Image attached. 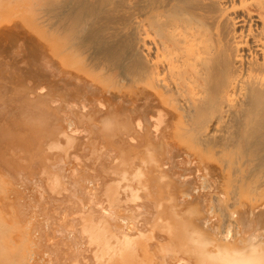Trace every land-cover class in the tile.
Here are the masks:
<instances>
[{"label":"rangeland","instance_id":"rangeland-1","mask_svg":"<svg viewBox=\"0 0 264 264\" xmlns=\"http://www.w3.org/2000/svg\"><path fill=\"white\" fill-rule=\"evenodd\" d=\"M1 2H0V35H1V40H0V42L2 41V40H5V39H2V37L3 38H6V40L8 41V38L9 39H11V40H13V38H15L14 40H17V41H11V40H9V42H11L10 44L6 41V43L5 42H1L0 43V45L1 46H3V44H4V46L7 44V46H9V45H11V44H13L12 46H14V44L16 43V42H18V43H16L18 46L20 45V42L22 43L21 44V46H17L16 44V46L18 47L17 48V50H19V53L18 52H16L17 50H16V48H12V50H11V52L13 51L14 52V56H15V54L16 53H18L17 54V60L14 58V59H10V57L9 56H11L12 54H11V52H9L10 53V55L8 56V51L11 49H7V48H9V47H7V46H5V50L7 49L8 51H7V53H5V56H3L4 55V52H3V50L4 49H2L1 51H0V53L1 54H3V55H1V62H0V100H1V102H0V104H1V106H0V112H1V110H2V112H4V113H6V115L4 114V113H0L1 115V117H0V129H1V131H0V136H1V138H0V142L2 143H0V172L2 173V172H4L5 173V171H6V173H7V175H6V177L3 175V174H1L0 176L1 177H4V178H6V180L7 179H13V182L15 183H10V181L12 182V180H7V181H9L8 183H6L5 182V180L2 178H0V183L1 182H3V186H0V187H3V189L2 188H0V193L2 192V197L4 198V200L2 201V198H1V195H0V204H1V207H2V204H3V207L5 206V205H8V204H10V205H8L7 206V208H6V206L4 207V210H3V207L2 208H0V223H1V226H0V243H1V245H0V250L1 249H3V250H1L2 251V253H1V251H0V258L2 259H0V262L2 263V264H14L16 261V264H38V262L37 261H39V264H46V261H47V264H51L54 260H52L53 259V257L54 256H56L57 257V260H58V256L57 255H60V257H59V260L60 261H62V260H66L67 261V259L68 258H70V261L72 262V263H74V264H79L80 262H82V261H85L86 259H87V264H90L91 262H92V260H93V262H94V264H98L99 262V264H102V261H104L103 263L104 264H107V263H105V262H108V264H115V263H119L120 264V262H121V264H125L124 262H126L127 261V259H128V261L126 262V264H128V263H134V264H147V263H150V264H155V260H156V264H162V262H167V263H170L171 264V262H172V258L170 259L171 260V262H168V259L170 258V257H173V253H175V252H177V254H178V250H179V248H177V247H179L180 245V247H181V249H182V247H183V249H184V251L187 249V247H188V243L189 242H191L190 244L192 245V242H195V240L197 239L198 241H200V242H198L197 243V241H196V243L197 244H200L201 243V245H198L199 246V248H201V249H199V251H198V248H196V247H198L197 246V244L195 245L196 247L195 248H193L194 249V251H193V249H192V252H191V248H190V246L188 247V249H189V255H191V256H193L194 255V257L195 258H190V256L189 255H187L188 253H186V255L184 254V251H183V249H182V251H183V253L182 254H184L183 256L184 257H181L182 259H185V261H186V263L187 264H192L193 263V261L194 260H196V262L198 261V256H200V259H199V261H200V263H201V261L203 262L204 260H206V261H204V263L203 264H206V262H211V260L213 259L214 261L216 260V262L218 261V263H216V264H225L226 262H227V264H233V258L235 259V257L232 255V250L233 249H235V248H233V247H235L236 245L238 246V248L240 247H247V245H248V243H249V241H247V238L249 239V237H252V235L254 236V237H252L253 239H255V238H257V237H255V234H248V233H246L245 232V234L243 233V236H242V234H241V231L243 230V231H245L246 230V228L245 229H243V227H245L246 225L245 224H243V223H241V221L238 223L237 221H239V220H237L236 218H237V215H241V218L240 219H242L243 217H247V215L246 214H248V219H249V221H251L252 219L251 218H255V219H257L259 216L258 215H260V212H257L258 211V209H259V211H264V189L262 188V189H254L255 187H252V189H251V192H249L250 191V189L248 190V188L250 187V186H247L246 184H241L240 185V190H242L241 189V187H243V186H247V187H245L246 189H247V191L249 192V194H247L248 192L247 191H245L246 189L244 188V191H241L240 192V190L238 189V191H237V194H236V197L238 198V200H237V198H236V200H234V201H237V202H234L233 200H231L230 198V200L228 199V197H229V190H227L226 188H228V189H230L231 190V183H230V179H229V174H228V171L227 170H224L223 168L221 169V165H220V162L222 161V157H221V155L220 154H218V153H216L215 154V152L214 151H212L209 147H205V145H203V146H200L199 144H197V142H196V140H195V138H194V134H193V132H191V131H189L188 130V127H190V124H189V122H187V121H185V120H181V119H178V118H174L173 116H172V114H170V113H172L171 111H172V108H171V106L169 105V104H162V107L163 108H161V106H160V108L164 111V113L166 114L165 115V119H164V121H165V124H163L164 123V121L162 122V124H163V126H164V129H163V126H162V128L160 129L159 128V130H157V133H158V131L161 133V131H162V135L160 136L159 134H157L156 133V135H154V137H153V135H151V134H149L148 136H147V138L149 139L150 138V142H149V144H148V142H147V138H145V136H143V135H141L143 138H141V136H140V140H139V138H138V140L140 141V142H138V140H136L137 141V143H133V142H136V141H131L128 137H125L126 138V140H127V138H128V142L130 141V144L132 145V144H134L133 146H131V148L130 149H133L134 150V153H133V150H131V155L130 154H126V155H124V161H122V159H121V161H119L120 160V158H122V156H123V152L125 151V149L126 150H128L129 151V145H126V143L125 142H123L124 141V136H123V134L125 133V131H128V133L129 134H124L125 136H128V135H130L131 133V131L129 132V128H133V126L131 125V122H132V120H134L132 117H134L135 118V115H136V113H135V111H134V109H136V110H138V111H136V112H138L139 114L138 115H142V113H146V109H144V108H140L141 106H138L139 108H135V105H136V103L132 106V105H130V103H134L135 102V100L137 101V99H141V98H145V96L147 95V93L148 92H150L149 91V89L141 82V84L138 82H133L132 80L133 79H136V78H138V76H140L141 78L143 77V75L145 74V72H146V69H145V67H143V65H144V61H143V59H142V57H140V58H136L134 55V42H135V33H134V30H133V27L131 26V25H129L128 24V22H130V21H128L129 19H130V16L128 15L129 14V12L128 13H126L127 12V10L126 9H124V4H123V6H122V4H121V7H123V8H121L120 6H119V4L120 3H118L117 1L118 0H115V2L114 3H116V4H112V2L114 1V0H111L112 2L111 3H109L110 2V0H43V2L41 3L39 0H37V1H39V2H37L38 4H36V6H35V8L37 7V8H39V9H36L35 11H33L32 9H35L34 8V5H32L33 3H35V2H32V1H35V0H0ZM28 1V3H26ZM29 1L31 2V3H29ZM66 3H65V2ZM75 2V3H74ZM77 2V3H76ZM92 2H93V4H92ZM121 2V1H120ZM64 4V6H63V4ZM73 3V4H72ZM117 3H118V5H117ZM122 3V2H121ZM29 4V5H28ZM30 4H31V6H30ZM40 4V5H39ZM62 4V5H61ZM76 4V5H75ZM110 4H112V5H117V7L116 6H113L112 7V5L110 6ZM38 5H39V7H38ZM24 6V7H23ZM64 8H63V7ZM70 6H71V8H70ZM74 7V8H73ZM78 7V9H76ZM32 8V9H31ZM64 10H63V9ZM70 8V9H69ZM30 9H31V11H30ZM110 9V10H109ZM115 9V10H114ZM120 9H122V11H124V13H126L127 14V16L123 13H121V10ZM71 10V11H70ZM75 10V11H74ZM91 10V11H90ZM93 10V11H92ZM28 11V12H27ZM33 11V12H32ZM38 13H37V12ZM69 11V12H68ZM77 11V12H76ZM79 11V12H78ZM24 12H26V13H24ZM30 12V13H29ZM40 12V13H39ZM41 12H42V14H41ZM58 12V13H57ZM86 12L87 13H90V14H86ZM91 12H93V13H91ZM118 12V13H117ZM37 13V14H36ZM74 13V14H73ZM84 13V14H83ZM39 14V15H38ZM41 14V15H40ZM45 15V17H44V15ZM67 14H69V15H67ZM73 15V17H72V15ZM121 14V15H120ZM5 15V16H4ZM33 15V16H32ZM43 15V16H42ZM47 15V16H46ZM49 15V16H48ZM66 17H65V16ZM91 15V16H90ZM85 16V17H84ZM18 17V18H17ZM53 17V18H52ZM65 17V18H64ZM70 17V18H69ZM88 19H87V18ZM89 17H91V18H89ZM93 17V18H92ZM97 17H98V19H97ZM128 17H129V19H128ZM8 18V19H7ZM17 18V19H16ZM55 18V19H54ZM64 18V19H63ZM118 18H120L121 20H119ZM15 19H16V21H15ZM41 19V20H40ZM51 19H53V20H51ZM58 19V20H57ZM62 19V20H61ZM86 19V20H85ZM91 19V20H90ZM96 19V20H95ZM14 20V21H13ZM44 20V21H43ZM48 20V21H47ZM62 22H61V21ZM64 20V21H63ZM65 20H66V22H65ZM68 20H70V21H68ZM90 20V21H89ZM98 20H99V22H98ZM128 22H127V21ZM57 21H59V24L57 23ZM85 21V22H84ZM96 21V22H95ZM114 21H116V22H114ZM118 21V22H117ZM3 22V23H2ZM12 22V23H11ZM42 22H43V24H42ZM64 22V23H63ZM83 22V23H82ZM91 22V23H90ZM95 22V23H94ZM21 23V24H20ZM50 23V24H49ZM73 23H75V24H73ZM88 23L90 24V26L88 25ZM93 23V24H92ZM116 23V24H115ZM19 24V25H18ZM60 24H62V25H60ZM71 24V25H70ZM73 24V25H72ZM92 24V25H91ZM130 24H131V22H130ZM58 25V26H57ZM65 25V26H64ZM79 25H82V27H83V29H82V27L80 28V26ZM129 25V26H128ZM18 26H20V27H18ZM54 26V27H53ZM60 26V27H59ZM70 26V27H69ZM74 26V27H73ZM112 26V27H111ZM128 26V27H127ZM16 27V28H15ZM25 27V28H24ZM69 27V28H68ZM78 27L80 28L79 29V32H78ZM115 27V28H114ZM58 28V29H57ZM86 28V29H85ZM88 28V29H87ZM118 28H119V30H118ZM129 28V29H128ZM25 29H26V31H25ZM64 29V30H63ZM81 29H82V32H81ZM53 32H52V31ZM55 30V31H54ZM57 30V31H56ZM73 30V31H72ZM76 30V31H75ZM103 30V31H102ZM118 30V31H117ZM6 31H9L8 33H4V32H6ZM58 31H60V33L58 32ZM62 31V32H61ZM87 31V32H86ZM112 31V32H111ZM3 32V33H2ZM12 32V33H11ZM25 32H27V33H25ZM45 32V33H44ZM81 32V33H80ZM84 32V33H83ZM86 32V33H85ZM11 33V34H10ZM33 33V34H32ZM70 33V34H69ZM77 33V34H76ZM100 33V34H99ZM103 35H102V34ZM5 36H4V35ZM9 34H10V37H9ZM82 34V35H81ZM84 34V35H83ZM112 34H113V36H112ZM6 35L8 36V38L6 37ZM75 35V36H74ZM99 35V36H98ZM120 35V36H119ZM23 36V37H22ZM79 36V37H78ZM105 36V37H104ZM108 36V37H107ZM18 37H21V38H18ZM65 37V38H64ZM67 37V38H66ZM72 37V38H71ZM99 37H101L100 39H99ZM114 37V38H113ZM17 38V39H16ZM96 38V39H95ZM117 38V39H116ZM19 39V40H18ZM23 41L24 39H25V41H21V40ZM27 39V40H26ZM71 39V40H70ZM104 39V40H103ZM105 39H107V40H105ZM97 40V41H96ZM38 41V42H37ZM99 41H100V43H99ZM101 41H103V42H101ZM104 41H105V43H104ZM13 42V43H12ZM24 42H26L25 44H24ZM28 42H30V43H28ZM32 42V43H31ZM43 42V43H42ZM64 42V43H63ZM66 42V43H65ZM72 42V43H71ZM75 44H74V43ZM78 42V43H77ZM84 42V43H83ZM94 42V43H93ZM33 43H34V46L35 47H33L32 45H33ZM39 43V44H38ZM88 43H90V44H88ZM114 43V44H113ZM29 44H31V45H29ZM39 46H38V45ZM66 44V45H65ZM84 44V45H83ZM89 46H88V45ZM133 44V45H132ZM22 45H24V47H26V48H22ZM114 47H113V46ZM116 45V46H115ZM3 46V47H4ZM15 46V47H16ZM27 46H29V47H27ZM93 46V47H92ZM99 46V47H98ZM101 46V47H100ZM105 48H104V47ZM108 46V47H107ZM110 46H112V47H110ZM7 47V48H6ZM32 47V48H31ZM97 47H98V49H97ZM2 48V47H1ZM39 48V49H38ZM87 48V49H86ZM100 48V49H99ZM108 48V49H107ZM111 48H113V49H111ZM23 49H25L24 51L26 52L25 53V55L23 54ZM41 49V50H40ZM72 49H74L73 51H72ZM89 49V50H88ZM91 49V50H90ZM103 49V50H102ZM133 49V50H132ZM4 50V51H5ZM14 50H16V51H14ZM20 50H21V53H22V58L19 56V54H20ZM51 51V52H50ZM98 51V52H97ZM6 52V51H5ZM40 52V53H39ZM48 52H50V53H48ZM74 52V53H73ZM31 54V55H30ZM99 54H101V55H99ZM133 54V55H132ZM107 57V59H108V61H107V59H106V57ZM2 56L3 57H6V56H8L7 57V60H6V62L4 61L6 58H4V60H2L3 58H2ZM13 56V55H12ZM11 56V57H12ZM28 56V57H27ZM77 56V57H76ZM78 56H80V57H78ZM100 56V57H99ZM104 56V57H103ZM114 58H113V57ZM18 57H20V58H18ZM55 59H54V58ZM88 57V58H87ZM91 57V58H90ZM23 58H25V59H23ZM41 58V59H40ZM43 58H46V59H43ZM89 58H90V60H89ZM100 58V59H99ZM103 58L104 59H106V60H103ZM21 59H23V60H21ZM97 59V60H96ZM102 59V60H101ZM13 60V61H12ZM14 60H16V61H14ZM31 60V61H30ZM43 60V62H45V63H43V62H41ZM52 60V61H51ZM56 60V61H55ZM58 60V61H57ZM89 61V63H88V61ZM95 61V62H93V61ZM99 60V61H98ZM4 61V62H3ZM27 61V62H26ZM51 61V62H50ZM77 61V62H76ZM84 61V62H83ZM96 61L98 62L97 64H96ZM101 61V62H100ZM12 62H15V63H13V65H11L12 64ZM29 62V63H28ZM53 62V63H52ZM58 62V63H57ZM87 62V63H86ZM103 62V63H102ZM106 62V63H105ZM138 62V63H137ZM3 63H5L6 65H11V71L14 73H12L11 71V75H10V72H9V67L7 66V68H6V66H4L6 69H4V68H2V65L1 64H3ZM25 63V64H24ZM48 63V64H47ZM61 63V64H60ZM137 63V64H136ZM4 64V65H5ZM51 64V65H50ZM56 65V67H55V65ZM64 64V65H63ZM86 64V65H85ZM96 64V65H95ZM99 64H101L100 66H99ZM108 65V66H106V65ZM142 64V65H141ZM18 65H20V66H23L21 69L23 70H20L19 69V71H18V69H16L17 68V66ZM25 65V66H24ZM33 65V66H32ZM43 65V66H42ZM90 65V66H89ZM94 65V66H93ZM13 66L15 67V68H13ZM20 66H18V67H20ZM40 66V67H39ZM47 66V67H46ZM51 66V67H50ZM52 66H54V68H52ZM58 66V67H57ZM141 66H142V69H144V70H142V69H140L141 68ZM34 67V69H31V68H33ZM60 67H62L63 68V70L65 71H67V74L69 73V75L71 76V74H70V71H71V73H73V74H75L76 76H73V77H75V79H76V77H77V79H76V81H78V77L80 78L81 77V79H79V83L81 84L80 86H82V84L83 85H85L86 84V81H88L87 82V84L85 85V86H83L81 89H82V91H81V93H80V90H79V96H81L80 97V99L78 98V100L81 102L82 101V93H84L83 91H85V87L89 84V86H87L86 87V89H88L87 90V92H90L89 90H91V92H93V93H96V94H98L99 93V95H101L100 97H97L98 95H94V97H93V94L91 95L90 93V95L92 96V98L89 96V94L87 95V92H85L84 94H85V96H84V102L86 101V99L88 98V96H89V98L87 99V103H88V105H90L91 107H94V108H91L92 110V113L89 111V109H90V107L88 106V108L89 109H87V103L85 104L86 106V113L84 112V115L83 114H80V115H78L77 114V111L78 110H80V108L78 109L76 106H74V105H76L75 103L73 104L72 103V105H71V103H64V102H66V101H69V100H65V97H66V95H64L67 91H69V93L70 94H72L73 92L72 91H75L76 90V88L78 87L77 85H74L76 82H72V79L70 78V77H66V73H64V75H65V78H64V75H63V78L62 77H60L61 75V73L62 72H64L63 70H60L61 72H59V70L58 69H60ZM88 67V68H87ZM90 67V68H89ZM102 68V70L100 71V70H98V68ZM105 67V68H104ZM140 67V68H139ZM56 68V69H55ZM61 68V69H62ZM1 69H3V70H1ZM14 69V70H13ZM17 71H16V70ZM46 69V70H45ZM105 69H106V71H105ZM4 70H5V72H7L5 75H3V77L4 76H7V77H5L4 79H2L3 77H2V75H1V73H5L4 72ZM56 70H58V72L59 73H57L56 72ZM68 70H70V71H68ZM1 71H3V72H1ZM24 73V75L25 76H27L25 79H27L28 81H26L25 79H24V77L25 76H23V74L21 73ZM33 71H34V73H33ZM65 71V72H66ZM94 71V72H93ZM98 71H100V72H98ZM105 71V72H104ZM133 71H134V74H132L133 73ZM137 71V72H136ZM19 72L21 73V74H19ZM92 72V73H91ZM95 72L97 73V75H99V76H97V75H95ZM102 72H104L103 74H102ZM110 72V73H109ZM142 72V73H141ZM9 73V74H8ZM136 73H138V74H136ZM139 73H141L140 75H139ZM29 74V75H28ZM92 74H94V75H92ZM18 75V76H17ZM57 75V76H56ZM68 75V76H69ZM78 75V76H77ZM111 75H113V77L111 76ZM9 76H10V78L12 79H10L9 78ZM14 76H15V79H14ZM19 76H22V81H21V79H20V77ZM31 76H33V78H31ZM96 76V77H95ZM2 77V78H1ZM30 78V80H29V78ZM36 77V78H35ZM51 77V78H50ZM59 77H60V79L62 78V80H58L59 79ZM72 77V78H73ZM103 77V79H102V81H101V78ZM35 78V79H34ZM70 80H69V79ZM120 78V79H119ZM7 79H9V80H7ZM17 79H18V81H17ZM20 79V80H19ZM31 79L33 80V82H34V80H35V82L32 84L31 83ZM37 79H39V80H37ZM64 79H68V81L67 80H64ZM83 79H84V81H83ZM86 79V80H85ZM88 79V80H87ZM23 80H25V83L23 82ZM37 80V81H36ZM56 80H58V81H60V83L61 84H64V81H67L68 82V84H67V86H66V88L68 87V85H70L71 84V86L67 89V91H65V89H63L62 90V88H61V86L62 87H64V85H61L58 81L56 82ZM73 80H74V78H73ZM80 80L81 81H83V82H80ZM62 81V82H61ZM91 81V86H90V82ZM124 81V82H123ZM132 81V82H131ZM21 82H22V84H21ZM39 82V83H38ZM54 82V83H53ZM70 82H72V83H74V84H72V83H70ZM15 83V84H14ZM17 83V84H16ZM21 84L22 85V87H23V89L22 88H19L21 85H19V84ZM24 83V84H23ZM57 83V84H56ZM61 85L60 86V94L62 93V95L61 96H63V98H64V100L62 101L61 99H60V97H57L56 95H54V97L56 98H52V99H55L54 101L52 100V101H49V99L47 98L48 96H53V94H54V91H55V94H56V92L58 91V93H59V90H58V88L56 87V89H57V91H56V89L54 88V87H50V86H59V84ZM78 83V82H77ZM79 83H78V85H79ZM14 84V85H13ZM27 85V87H25L26 85ZM29 84H30V86H29ZM34 85V84H36V85H34V86H32V85ZM44 86H43V85ZM135 84H138V85H135ZM16 85H18V88L20 89V90H16ZM23 85H25V86H23ZM45 85H47V86H45ZM96 86V88H95V86ZM3 86V87H2ZM9 86V87H8ZM36 86H37V88H36ZM44 87L45 88V90H43V88H42V90L44 91V92H46V90H47V92L46 93H48V95H43V94H46V93H44L42 90V92L40 93V94H42L44 97L45 96H47L46 97V100L48 99V101H49V105L51 104V106L49 107V106H46V103L45 102H43V98L44 97H40L39 96V93H38V88L39 87ZM48 86H49V88H52L51 90L48 88ZM74 86H77L74 90H71V87H74ZM80 86L78 87V88H80ZM98 86V87H97ZM135 86V87H134ZM139 86H140V88H139ZM14 87V88H13ZM29 87L33 90L34 88H36L35 89V91L33 92L32 90L30 91L29 90ZM32 87H34V88H32ZM90 87H94V89L93 90H97L98 92H95V91H93L92 90V88H90ZM131 87V88H130ZM24 88H25V91H24ZM54 88V89H53ZM78 88H77V90H78ZM4 89H7V90H4ZM9 89V90H8ZM23 91H22V90ZM48 89H49V91H48ZM132 89V90H131ZM148 89V90H147ZM27 90V91H26ZM76 90V91H77ZM2 91V92H1ZM8 93H7V92ZM14 91H16V92H14ZM62 91V92H61ZM72 93H71V92ZM75 91V92H76ZM100 91H101V94H100ZM104 91V92H103ZM121 93H120V92ZM144 91V92H143ZM12 92V93H11ZM19 92L22 94V96H21V94H19ZM29 94V92H30V94H31V96L29 97V95L27 94V93ZM31 92H33V94L35 95V98L36 99H34V95H32V93ZM53 92V93H52ZM65 92V93H64ZM129 92V93H128ZM5 93V94H4ZM10 93V94H9ZM14 93H16V94H14ZM68 92L66 93L67 95L69 94ZM102 93L104 94V95H106V94H108L109 93V95H107V97L109 96L110 97V101H109V99H108V101L106 100L107 98H105V99H103V95H102ZM116 93V94H115ZM120 93V94H119ZM14 94V95H13ZM25 94H26V97H24L25 96ZM52 94V95H51ZM75 94H77V93H75ZM75 94L73 93L72 95L75 97L74 99H76L77 98V96H78V94L75 96ZM125 94V95H124ZM144 94V95H143ZM149 94V93H148ZM8 95V96H7ZM24 95V96H23ZM58 95V94H57ZM72 95H70V96H72ZM86 95H87V97H86ZM132 95V96H131ZM39 96V97H38ZM69 96V95H68ZM69 96V97H70ZM78 96V97H79ZM113 96H114V99L115 98H117L118 96V98L119 99H117L116 100V102L114 101V99H113ZM136 96V97H135ZM19 97H21V98H19ZM38 97V98H37ZM49 97V98H50ZM68 97V98H69ZM95 97H97V99L95 98ZM106 97V96H105ZM121 97V98H120ZM122 97H125V98H123V99H125V101L123 100H120V99H122ZM132 98L133 100H134V102H130L131 100L129 99V98ZM8 98V99H7ZM13 98V99H12ZM25 99V101H23V99ZM28 98V99H27ZM32 100H31V99ZM67 98V97H66ZM93 98H95V100L93 99ZM12 99V100H11ZM14 99H16V100H14ZM21 99H22V101H21ZM41 99V100H40ZM45 99V98H44ZM60 99V100H59ZM73 99V98H72ZM70 100L69 102H73V101H75V100ZM91 99H93V103H94V101H96V100H100L99 102H101V100H102V102H101V104L102 103H104V104H106V106L109 108V109H107V107L104 105H99V102L98 101H96L97 102V107H106L104 110H106V111H103L104 112V114L102 113V111H101V113H100V110L102 109V108H100V110H99V108H97L98 110H99V113H98V111H97V113H96V108H95V106L96 105H91L90 104V102H91ZM5 100V101H4ZM6 100H7V102H6ZM37 102H36V101ZM58 100V101H57ZM77 100V99H76ZM89 100H90V102H89ZM105 100V101H104ZM130 100V101H129ZM132 100V101H133ZM2 101H4L5 103H3ZM8 101H10V102H8ZM14 101H16V102H14ZM36 103V104H34V102ZM40 101H42L43 102V105H45L46 106V109L44 108V110L42 111V109L40 110V105H42V104H40L39 106H38V102H40ZM45 101V100H44ZM57 101V102H56ZM78 101V102H79ZM104 101V102H103ZM107 101V102H106ZM111 101H114L113 103L111 102ZM120 101H121V103H120ZM13 102V103H12ZM25 102V103H24ZM27 102V103H26ZM29 102V103H28ZM47 102V101H46ZM51 102V103H50ZM59 102V103H58ZM83 101H82V103H84ZM95 102V103H96ZM109 102V103H108ZM111 102V103H110ZM21 103V104H20ZM53 103H57L56 105H57V108H58V111H57V108L54 106V108L56 109V111H57V116H56V113H52V105H53ZM77 103V102H76ZM94 103V104H95ZM114 103H116V105L114 104ZM5 104V105H4ZM6 104H8L7 106H6ZM63 104V105H62ZM67 104V105H66ZM110 106H109V105ZM112 104H113V107H111L112 106ZM119 104H121V105H119ZM42 105V106H43ZM73 106L71 109L73 110V108H76L75 110L76 111H74L75 113H74V115H77V117H79L80 119L79 120H81L82 119V117L84 116H87V117H89V114H90V119L88 118V120H90L91 122H92V120H99L98 118L99 117H101V119H102V117H105V115L106 116H109L108 118H106L105 117V120H103L104 121V123L103 122H100L102 125V127L100 126L99 127V125H100V123L98 122V123H96L95 121H94V126H93V129H92V131H93V134H97L98 132L100 133L101 132V134H99L98 133V135L99 136H97L96 137V134L95 135H93L92 134V131H91V134L89 133L88 134V132H90V126L88 125V123H87V117L85 118L87 121H85V123H84V127H85V129L87 128L89 131L87 132L86 130H85V132H86V134H83L84 133V128L82 127H80V126H77V123H79V121H77L76 119V117L74 116V117H72V119H74V121H72V119H69L68 118V120H64L65 119V117H68L67 115L68 114H66L65 116L63 115L64 113H66V111L69 113V111L71 110V109H69V108H66V107H68V106ZM77 105H82L81 103L80 104H78L77 103ZM123 105H125V107H129V109L128 108H126V111H125V109H124V107H123ZM18 106V107H17ZM21 106V107H20ZM28 106H30V107H28ZM36 106H38V107H36ZM61 106H63L64 107V109H63V107H61ZM114 106H115V108L117 109V110H115L114 112L115 113H117V115L115 116V114L113 115L112 113H113V108H114ZM120 106V107H119ZM3 107V108H2ZM23 107V108H22ZM33 107V109H30V108H32ZM44 107V106H43ZM133 107V108H132ZM2 108V109H1ZM9 108V109H8ZM51 108V109H50ZM53 108V109H54ZM112 108V109H111ZM114 108V109H115ZM131 108V109H130ZM47 109H50L49 110V113H46V111H47ZM59 109L61 110V114H62V111H63V114H62V116H61V118H60V115H58V114H60V112H59ZM69 111H68V110ZM93 109H95V114H93L94 113V110ZM132 109H133V111H132ZM143 109H144V111H143ZM6 110V111H5ZM34 110H36L35 112H34ZM66 110V111H65ZM112 110V111H111ZM143 112H142V111ZM165 110H166V112H165ZM169 110H170V113H169ZM9 111V112H8ZM13 112V113H10V112ZM38 111H40L41 112V114H40V112H38ZM45 111V112H44ZM55 111V112H56ZM109 111V112H108ZM130 111V112H129ZM132 111V112H131ZM139 111H141V112H139ZM168 111V112H167ZM14 112H16V113H14ZM18 112V113H17ZM21 112V113H20ZM38 114H37V113ZM73 112V111H72ZM72 112L70 111V116H72L73 114H72ZM88 112H90L88 115H86ZM112 112V113H111ZM129 112V113H128ZM36 113V114H35ZM44 113V114H43ZM126 113H128L129 114V120H130V125L128 124V122H126V121H128V120H125V118L127 119L128 117H126L128 114H126ZM169 113V114H168ZM14 114V115H13ZM16 114V115H15ZM27 114V115H26ZM50 114V115H49ZM93 114V117H91V115ZM110 114H112V116H114V117H112ZM125 114V115H124ZM131 114H134V115H132L131 116ZM39 115V116H38ZM45 117H44V116ZM144 115V114H143ZM170 115V116H169ZM18 116V117H17ZM25 116V117H24ZM31 116V117H30ZM49 116H50V119H49V121H48V118H49ZM64 116V117H63ZM81 116V117H80ZM111 116V117H110ZM118 116V117H117ZM145 116V119L147 118L146 117V114L144 115ZM168 116V117H167ZM7 117H8V119H7ZM10 117H12V119L13 120H11V118ZM15 117V118H14ZM19 117H20V119H19ZM97 117V118H96ZM170 117H171V120H169L170 119ZM16 118H18V119H16ZM24 118V119H23ZM41 118V119H40ZM56 118H58V119H56ZM93 118V119H92ZM109 118H111L112 120H109ZM113 118L114 119H116L117 118V124H115L116 123V121H115V123L113 122V124L114 125H116V126H114L113 124H112V122L111 121H113ZM124 118V119H123ZM4 119V123H5V121H6V123L5 124H3V120ZM16 119V120H15ZM28 119V120H27ZM61 119V120H60ZM92 119V120H91ZM100 119V121H102ZM107 119V120H106ZM132 119V120H131ZM8 120V121H7ZM9 120H11L12 122H10ZM33 121V122H31V121ZM56 120V121H55ZM60 120V121H59ZM70 120V121H69ZM83 120V119H82ZM124 120V121H123ZM180 120V121H179ZM22 121V122H21ZM74 123L75 121H77L75 124H76V128H81L82 130H78L80 133L79 134H77L78 135V137H76V134L75 135H73V136H75L74 138H77V141L75 142V140H73L74 138H73V136H69V134H70V132H69V134H67L68 136H69V138L71 137V139H70V141H72V142H75L74 144L73 143H70V141H68L67 140V138H68V136L66 137V135H65V139L69 142V144L70 145H66L67 147H68V149H70V154H71V156L70 155H68L67 156V153H69L68 152V149H66L67 147H65L64 145H61L60 147H64V148H62V149H66L62 154H61V152L60 153H57V154H55L56 155V157L53 155V153H55V151H53V152H50L51 154H48L49 153V151L51 150H49L48 149V152L46 153L45 151V153H44V157H43V154H42V150L40 149L41 147H43V149L45 150V147L43 146L44 144H45V142H47L46 140H48L49 139V141H50V139L51 140H53L54 141V145L57 147V145L55 144V140H57L56 139V137H58V136H56V135H58V133H59V135H63V132L65 131L66 133H67V131H68V129L70 130V128H71V126L73 125V123ZM83 121V122H84ZM144 121V120H143ZM146 121H147V119H146ZM146 121H144V122H146ZM167 121V122H166ZM171 121V122H170ZM2 122V123H1ZM51 122H55L54 124V126H51L50 127V125H52L53 123H51ZM67 122V123H66ZM71 122L72 124L69 126V125H67V124H69V123ZM83 122L82 123H80V125L82 126V124H83ZM91 122H89V123H91ZM110 122V123H109ZM11 123V124H10ZM16 123V124H15ZM24 123V124H23ZM38 124V126H37V124ZM57 123H59V125L57 124ZM65 123H66V125H65ZM106 123H109L108 124V127L106 126ZM124 123V124H123ZM126 123L128 124V126L126 127V128H128V130H126L125 129V127H124V125L126 126ZM134 123V121L132 122V124ZM149 123H151V122H149ZM148 123V121H147V123H143V125L144 126H146L145 124H147V125H149V129L148 128H144V126H143V128L144 129H148L150 132H152L151 131V129H152V127H151V124H149ZM169 123L170 124H172L171 126H169ZM1 124H2V126H5L6 125V127L4 128V127H2L1 126ZM9 124V125H8ZM15 124V125H14ZM18 124H20V125H18ZM63 124V125H62ZM75 124L73 125V126H75ZM92 124V125H93ZM95 124H97V126L95 125ZM122 124V125H121ZM161 124V125H162ZM166 124H167V126H166ZM178 124V125H177ZM13 125V126H15L16 128H17V126H19V128L18 129H16V128H14V129H11V126ZM42 125V126H41ZM58 125V126H57ZM66 127H65V126ZM160 125V126H161ZM189 125V126H188ZM8 126V127H7ZM13 126H12V128H13ZM21 126V127H20ZM31 126H33V127H31ZM113 126V128H112V130L114 129V133L115 134H111V133H109V132H111L110 131V127H112ZM120 126H122V127H120ZM131 126V127H130ZM169 126V127H168ZM178 126V127H177ZM24 129H23V128ZM42 127H46V129L45 128H42ZM47 127L49 128V129H47ZM55 127V128H54ZM57 127V128H56ZM61 127V128H60ZM64 127H65V129H64ZM94 127H96V128H94ZM104 127H107L106 129L107 130H105L106 132L105 133H107L106 135H107V137L103 140L102 139V137H104L105 136V133H103L104 134V136L102 135V131H103V129H104ZM116 127V128H115ZM170 127H172V128H170ZM182 127V128H181ZM7 128V129H6ZM20 128L23 130V132H22V130H20ZM38 128V129H37ZM40 128V129H39ZM42 128V129H41ZM60 128V129H59ZM62 128L64 129L63 131H62ZM91 128H92V126H91ZM97 128H99L98 129V131H96L97 130ZM102 128V131L100 130ZM169 128V129H168ZM43 129H45V130H43ZM119 129H121V130H119ZM123 129V130H122ZM12 130H13V132H12ZM17 130V131H16ZM51 130V131H50ZM60 130V131H59ZM125 130V131H124ZM133 130H134V128H133ZM169 131V132H165V131ZM2 131H4L3 133H2ZM16 131V132H15ZM25 131V132H24ZM39 131V132H38ZM96 131V132H95ZM123 131H124V133H123ZM149 131H144L143 132V130H142V132L145 134V132H147V134L149 133ZM182 131V132H181ZM15 132V133H14ZM82 132V133H81ZM133 132L134 131H132V134L130 135L131 137H132V135H133ZM163 132L165 133V134H163ZM10 133H12V134H10ZM44 133V134H43ZM78 133V132H77ZM120 133V134H119ZM121 133H123V134H121ZM142 133V134H143ZM168 133H169V135H170V138H172V136H174L173 137V140L172 139H170L168 136ZM7 134H9V135H7ZM17 134V135H16ZM23 134V135H22ZM47 134V135H46ZM84 135L83 137H85V138H87L86 139V141L88 142V143H86L85 142V138L83 139L82 138V136L81 135ZM87 134L89 135V136H87ZM134 134H135V132H134ZM19 135V136H18ZM22 135V136H21ZM29 135H30V137H29ZM42 135V136H41ZM46 135V136H45ZM79 135L81 136V137H79ZM91 135H93V140L92 141H90V143H92L94 140H96L98 137L101 139V141L100 142H98V140H99V138L97 139V142H98V144H97V142L95 141V143H93V144H95V145H97V147H98V145H99V149H100V147H101V150H98L99 152H97V147L96 146H94L93 145V147H96V151H95V157H91L88 153H92L93 151H91V146H92V144L90 145L89 144V139L91 138L92 139V136ZM101 135V136H100ZM118 135H120V138H123V140H120V144H119V136ZM158 135L160 136L159 138H155V137H158ZM166 135H168L167 136V138H166ZM3 136H5V137H3ZM94 136L96 137V138H94ZM114 137V136H116L115 138H113V139H111L112 137ZM121 136H123V137H121ZM20 137V138H19ZM41 137V138H40ZM43 137V138H42ZM49 137V138H48ZM63 136H60V138H58V139H60L61 140V142H59L60 140H57L58 141V143H60V144H63L64 143V138H62ZM162 137H164L163 139H162ZM187 137V138H186ZM14 138H15V140H14ZM19 139V141H18V139ZM25 138V139H24ZM73 138V139H72ZM155 138V139H154ZM169 139L170 141H163L164 139ZM6 139V140H5ZM9 139V140H8ZM40 139H41V142H40V145H39V141H40ZM80 139V140H79ZM82 139V140H81ZM110 139L114 142H110ZM143 139H146V142L144 143L143 141H145V140H143ZM158 139V145L155 143V142H157V141H155V140H157ZM11 140V141H10ZM23 140H26V141H23ZM44 140H45V142H44ZM104 142H103V141ZM105 140H109V142L110 143H108V141H105ZM115 140V141H114ZM184 140V141H183ZM28 141V142H27ZM30 141V142H29ZM49 141L46 143V145L47 144H49ZM63 141V142H62ZM79 141V143H77ZM149 141V140H148ZM22 142V143H21ZM38 142V143H37ZM51 142V141H50ZM81 142V143H80ZM122 142L124 143V144H122ZM142 142H143V144L144 145H142ZM162 142H167V144H161ZM174 142H176V143H174ZM191 142V143H190ZM26 143V144H25ZM33 143V144H32ZM44 143V144H43ZM66 143V142H65ZM82 143H85V146L83 145V152H82ZM101 144V146H100V144ZM103 143V144H102ZM106 143H108V144H106ZM151 143L153 144V145H151ZM172 144V145H168V144ZM174 143V144H173ZM5 144V145H4ZM9 144V145H8ZM12 144V145H11ZM20 145V146H18V145ZM25 144V146H24V149H22L23 148V146L22 145H24ZM28 144H29V148H28ZM52 144V146H53V142L51 143ZM50 144V145H51ZM59 144V145H60ZM73 144V145H72ZM78 144V148H77V150H76V145ZM87 144V145H86ZM88 144L90 145V146H88ZM105 144V146L107 145V146H109V147H106L105 148V151L108 149V152L106 153L105 151H103V149L104 148H102V147H105V146H103ZM112 144H114L113 146L114 147H116L117 146V148L116 149H114L113 147H112ZM121 146V147H119V145ZM138 144V145H137ZM141 144V145H140ZM176 144V145H175ZM7 145V147H4V146H6ZM31 145H33V147L31 146ZM37 145H39V146H41V147H39L38 146V150H37ZM147 145V146H146ZM156 145V146H155ZM162 145V146H161ZM181 145V146H180ZM17 146V147H16ZM32 147V151H30L31 150V147ZM49 146V145H48ZM71 146H74V151L76 152H73L71 149H72V147ZM111 146V147H110ZM129 146V147H128ZM140 148H139V147ZM164 146V147H163ZM180 146V147H179ZM2 147H4V148H2ZM13 147V148H12ZM27 147V148H26ZM35 147V148H34ZM55 147V148H56ZM81 147V148H80ZM85 147V148H84ZM88 147V148H87ZM91 147V148H90ZM135 147H137V149L138 150H136L135 151ZM144 147V148H143ZM153 147H155V149L153 148ZM205 147V148H204ZM54 148V146H53V148H52V150L54 149V150H61L60 148H59V146H58V148H56L55 149ZM81 149V151L79 152V150ZM120 148V149H119ZM122 148V149H121ZM183 148V149H182ZM5 149H7L6 151H5ZM8 149H10V151L14 154L15 152H16V154H14V155H16V156H14L13 154H11L9 151H8ZM15 149V150H14ZM34 149H36V151L38 152H36V155H35V153H33V152H35L34 151ZM119 149V151L117 152V150ZM149 149H151V150H149ZM158 149H160V150H158ZM210 149V150H209ZM17 150V151H16ZM19 150V151H18ZM24 150V151H23ZM28 152H27V151ZM90 150V151H89ZM92 150H94V149H92ZM150 152H149V151ZM165 150V151H164ZM8 151V152H7ZM21 151V152H20ZM25 151L27 152V155H26V153H25ZM30 151V152H29ZM39 151L41 152L40 154H39ZM121 151V152H120ZM145 151V152H144ZM152 151H153V154H152ZM156 151V152H155ZM180 151V152H179ZM184 151H185V153H184ZM206 151V152H205ZM211 153H210V152ZM5 152H7L8 154H9V157H7L8 156V154H6ZM19 152L20 153H22L21 155L19 154ZM31 152H32V155H31ZM73 152V153H72ZM87 154H86V153ZM98 154H97V153ZM101 152V154H99ZM126 152V151H125ZM136 152H138V153H136ZM141 152V153H140ZM154 152L156 153L155 155H154ZM158 152V153H157ZM5 153V154H4ZM17 153H18V155H17ZM29 153V154H28ZM76 154V156L75 155H72V154ZM78 153H80V156H82L81 158L83 159L84 157H86V155H87V158H85V159H83V160H85L86 161V159H88L89 157H91V160H87L88 162H85L84 164L86 165V163L88 164L89 163V161H91V163H89L87 166H85L86 168L87 167H89V165H92V170H93V166L95 165V164H97V166L99 165V162L101 163V161H102V158H103V160H106L105 162L104 161H102V162H104V163H106V162H109L108 164H109V166H108V164L106 163V165L104 164V163H102L101 165L103 166H106V167H108V169H109V171H111L112 172V174H110L109 173V176L112 178L111 179V184L113 185H110V182H109V180L110 179H108L107 180V178H109V177H107L108 176V173H106L105 171V168L106 167H104L103 166V168H104V170L102 169V166H94V171H95V174H96V170L97 169H99V170H97L98 172H97V175L99 176V180H103V182L101 181V182H99V180H98V183H97V180H95L94 181V179H98V177L97 176H95L96 178H94V179H92L93 177V175H94V172L91 170H89V169H84L85 167L83 166V162L82 161H80L78 158H80V156H78ZM82 153H84L83 155H82ZM106 153V154H105ZM128 153V152H127ZM177 153V154H176ZM180 153V154H179ZM206 153V154H205ZM25 154V155H24ZM38 154V155H37ZM48 154V155H47ZM93 154H94V152H93ZM100 157L101 155V159L99 160L98 158V156ZM117 154L119 155V157L117 156ZM122 154V155H121ZM152 154V155H151ZM161 154H162V156H161ZM183 154V157H187L186 159V161H185V159L181 156ZM6 155V156H5ZM23 155V156H22ZM29 155V156H28ZM52 155L54 156V158L57 160L56 162H54L52 159ZM62 155V156H61ZM85 155V156H84ZM89 155V156H88ZM141 155H143V156H141ZM146 155V156H145ZM176 156V158H174L175 156ZM4 156H5V158H4ZM12 156V157H11ZM28 156V157H27ZM34 157V158H31V157ZM38 156H40V157H38ZM41 156L43 157V158H41ZM65 157L66 158V156L67 157H70V158H72L73 160L72 161H74V162H72L71 161V159L70 158H68V160H70L69 162H68V160H67V162L68 163H70V164H68V166H74L75 165V170H74V167L72 166H70V167H68V166H66V160L65 159H63L62 157ZM113 156H114V158H113ZM116 156V157H115ZM165 156V157H164ZM174 156V157H173ZM180 156V159L182 158V160H178L179 157ZM25 160L24 161V163L23 162H21V161H18V158H20L21 160H22V158ZM25 157V158H24ZM45 157H49L48 158V161H50V160H52V161H50L48 164L46 163L47 161H45ZM76 157V158H75ZM97 157V158H96ZM108 157V158H107ZM118 157V159H116ZM144 157V158H143ZM148 157V158H147ZM153 157V158H152ZM173 159H175V160H177V162H178V164H179V161H180V163H181V166H179L178 164H175V163H177V162H175V160H173ZM193 157H194V160L196 159V161H195V163L193 162ZM8 158V159H7ZM36 158V159H35ZM39 160H38V159ZM51 158V159H50ZM95 158H96V161H95V164H94V160H95ZM125 158H131V159H128V161H130V162H126L125 160H127V159H125ZM150 158V159H149ZM164 158V159H163ZM192 158V159H191ZM3 159V160H2ZM27 159V160H26ZM32 159V161H29L30 163H31V166H30V163H27L28 162V160H31ZM50 159V160H49ZM54 159V160H55ZM90 159V158H89ZM110 159V160H109ZM116 159V160H115ZM146 159V160H145ZM158 159H159V161H158ZM215 159V160H214ZM10 160V161H9ZM36 160V161H35ZM99 160V161H98ZM115 160V161H114ZM136 160V161H135ZM8 161V162H7ZM82 163V165H81V163ZM98 161V162H97ZM132 161H134V163L132 162ZM137 161H138V163H137ZM139 161H140V163H139ZM141 161H142V163H141ZM143 161H147V162H152V161H156V162H152V163H145V162H143ZM171 161L173 162L174 161V163H171ZM185 161V162H184ZM190 161H192V162H190ZM12 162V163H11ZM14 162V163H13ZM52 162H54V163H56V164H52ZM72 162V163H71ZM112 162H115V163H112ZM122 162H124V163H122ZM126 162V163H125ZM159 162V163H158ZM3 163H4V165H3ZM23 163V164H22ZM34 163H35V165H34ZM64 163V164H63ZM78 163H80V164H78ZM120 163V164H119ZM130 163H132V164H130ZM143 163H145V165H143V166H145V167H142V164ZM183 163H185V165H183ZM189 163H194L193 165H197V169H196V167H195V169H196V171L197 170H199V171H201V173L200 172H196V171H194L195 169H191V167H192V164H189ZM5 164H7V165H5ZM19 164H20V166H19ZM40 164H41V166H40ZM63 166H62V165ZM76 164H78V165H81V167L80 168H78V166L76 165ZM113 164V165H112ZM123 164H125V166L123 165ZM127 164H129L130 166L132 165V169L131 168H128V166L129 165H127ZM154 165V167H152V165ZM2 165V166H1ZM15 165V166H14ZM34 165V166H33ZM39 165V166H38ZM42 165L44 166V167H46L47 165V167L46 168H51V170L53 171V170H55V172L56 171H58V173L60 174V176L58 175V177H59V179H57L56 180V178L54 179L53 178V176H52V172H51V174H49L48 172H46V169L44 168L43 169V167H42ZM134 165H136L135 167H134ZM147 165L149 166V165H151V167L149 166V168L147 167ZM166 165V166H165ZM174 165H178L179 167H177L178 169H176V168H173V167H175ZM187 165V166H186ZM191 165V166H190ZM26 166V167H25ZM66 166V167H65ZM82 166H83V168H82ZM113 166V167H112ZM129 166V167H130ZM141 167V169H142V171L140 170V168L139 167ZM164 166H165V168H164ZM183 166H186L187 167V172H188V174L187 173H185L187 176H189L192 172L194 173V175H195V172H196V174H198V175H195V176H197L196 178H195V176L193 175V174H191L192 176L190 177V178H192V179H187L188 177L183 173V171H184V169H183V171L182 170H180L181 171V173L179 172H176V171H174V169L175 170H177V171H179V168L180 169H182L183 168ZM190 166V167H189ZM5 167V168H4ZM39 168V169H36V168ZM42 168V170H41V168ZM101 167V168H100ZM121 167H122V169H121ZM149 169H147V168ZM172 167V168H171ZM194 167H192V168H194ZM12 168V169H11ZM24 168H26V169H24ZM28 168V169H27ZM30 168V169H29ZM59 170H58V169ZM65 168H67V173H66V171H65ZM69 168V169H68ZM114 168V169H113ZM115 168H117V171H116V169ZM124 168V169H123ZM129 169V171L128 172H131L132 174H127L126 175V173L127 172H125V171H127L126 169ZM138 168H139V170L140 171H137L138 170ZM146 169V171L148 170V173L149 172H152L153 171V168H154V171L152 172L153 174H157L158 172L159 173H161V175L159 174L158 176H156V177H158L159 179H156L155 177V181L157 180V182H158V184L157 185H159L160 186V184H162L163 182L161 181V179L162 180H167V182L166 183H164V184H166L164 187L163 186H160L159 187V189H158V187H157V185H156V183L154 184L156 187H157V189L160 191H158V193L156 192V188H155V186L153 185V183H151L153 180H154V178L152 179V174H148V173H146V171L144 170L143 171V169ZM185 168V167H184ZM2 169V170H1ZM5 169V170H4ZM7 169V170H6ZM36 169V170H35ZM57 169V170H56ZM70 169H73L76 173H73V170H71V171H69ZM81 169H84L87 173L89 172L90 173V175H92V176H89V179H90V181H87V179H86V181L84 180V179H82L83 180V182H89V183H82V180H81V176H82V173L83 172H85V171H83V172H81L82 170ZM103 170V172L104 173H106V174H103V172H102V170ZM107 169V168H106ZM134 172H132L131 170ZM134 169V170H133ZM156 169V170H155ZM16 170V171H15ZM23 170V171H22ZM26 170V171H25ZM35 172H34V171ZM40 170L43 172L44 170V172H46L45 173V175L48 173V176L49 175H51L49 178H48V176H47V178L44 176V173H42V172H40ZM47 170V171H48ZM89 170V171H88ZM191 170H193V171H191ZM65 171V172H64ZM161 171V172H160ZM163 171V172H162ZM170 171V172H169ZM186 171V170H185ZM191 171V172H190ZM206 171H209L208 173L206 172ZM11 172V173H10ZM25 172H26V174H25ZM31 172V173H30ZM38 172V173H37ZM54 172V171H53ZM79 172H81V173H79ZM93 172V173H92ZM101 172V178H100V174H98V173H100ZM123 172V173H122ZM146 173V177L144 178V176H145V173ZM172 172H174V173H172ZM189 172H190V174H189ZM207 174H205V173ZM224 172V173H223ZM5 173V174H6ZM13 173V174H12ZM18 173V174H17ZM24 173V174H23ZM35 173H37V174H35ZM78 173H79V175H78ZM89 173L88 174H86L87 176L89 175ZM92 173V174H91ZM121 173V174H120ZM125 173V174H124ZM143 173H144V175H143ZM168 175H167V174ZM200 173V174H199ZM213 175V176H210L211 174ZM12 174V175H11ZM28 174V175H27ZM30 174V175H29ZM41 174V176L39 177V175ZM42 174H43V177H42ZM54 174H56V173H54ZM64 174V175H63ZM139 174V175H138ZM148 174V175H147ZM14 175V176H13ZM22 175V176H21ZM32 175H34V176H32ZM38 175V176H37ZM57 175V174H56ZM56 175H54V176H56ZM63 175V176H62ZM70 177H68V176ZM71 175V176H70ZM76 177H75V176ZM78 175V176H77ZM103 175H105V178H104V176ZM121 175V176H120ZM129 175V176H128ZM138 175V176H137ZM177 175V176H176ZM7 176H11L10 178L8 177L7 178ZM27 178H26V177ZM66 177V179H65V181H64V178ZM81 178H80V177ZM87 176H83L84 178H86ZM103 176V177H102ZM127 176V177H126ZM180 176V177H179ZM220 178H219V177ZM223 176V177H222ZM227 176H229L228 178H226ZM13 177V178H12ZM30 177V178H29ZM35 177V178H34ZM37 177V178H36ZM45 177V178H44ZM57 177V178H58ZM62 177H64V178H62ZM72 177H73V179H72ZM91 177V178H90ZM114 177H118L119 179L121 178V179H123V180H116V179H114ZM124 177V178H123ZM131 177V178H130ZM139 177H141V178H139ZM164 177V178H163ZM172 177H174L173 179H174V181L176 180L175 179V177L177 178V177H179L178 178V180H176L175 182H176V184L178 183L179 184V182L180 183H182L181 181L184 179H187L188 181H186L187 183H191V187L194 185L193 183H197L198 182V179H199V182L198 183H200V184H198L197 183V185L195 184L194 186H195V189L193 188V189H191V187L187 184V187L189 188H187V189H185V191H183V192H176V189L175 188H178L179 189V187H180V190H182L183 188H185L186 187V182L183 180V183L180 185L179 184V187H176L175 185H174V181L173 180H171L172 179ZM194 177V178H193ZM212 177V178H211ZM18 178V179H17ZM20 178V179H19ZM42 178H44L45 180L46 179H48V180H46V184H48L47 185V187L50 185V183L52 184V183H54L52 180H50L51 178H53L54 180H56V181H58L57 183V189H56V186L54 185L51 189H52V191L53 190H61L60 188H63L60 184L62 183V182H59V180H60V178H61V180L63 181V182H65L64 184V187L67 185H69V184H71V181L73 182L71 185H74V186H70L69 185V187H65V188H63V190L65 191V192H63V191H61V197L60 196H55V195H53V193L55 194V191H53V193H52V191L49 189L50 188V186H52V185H50L49 187H48V189L51 191V193L52 194H50V191H48L47 189H45L44 187H41V186H45L46 184H45V182L43 183V181H45L44 179H42ZM67 178H68V182H67ZM78 178H79V180H78ZM88 178V177H87ZM128 178H130V179H128ZM138 178V179H137ZM198 178V179H197ZM36 179H37V181H36ZM70 179V180H69ZM113 179H114V181H113ZM127 181H126V180ZM140 179V180H139ZM144 179V180H143ZM152 179V180H151ZM170 179V180H169ZM181 179V180H180ZM195 180L196 179V181H191V180ZM209 179V180H208ZM223 179V180H222ZM229 179V180H228ZM2 180V181H1ZM18 180V181H17ZM19 180H20V182H19ZM39 180V181H38ZM107 180V181H106ZM135 180V181H134ZM209 181V183H208V181ZM210 180H212V181H210ZM225 180V181H224ZM47 181H52V182H48L47 183ZM56 181H55V184H56ZM93 181V183H91ZM105 181V182H104ZM113 181V182H112ZM143 181H145L144 183H143ZM154 181V182H155ZM161 181V182H160ZM17 182V183H16ZM31 182H33L34 183V186L32 185V188H31ZM79 182V183H78ZM94 182H96V183H94ZM107 182V184L105 185V183ZM117 182V183H116ZM121 182H124V183H126L125 185H124V187H120V185H119V183L121 184ZM136 183V186L138 187L139 186V188L138 189H136L137 187H135L134 185V183ZM184 182H185V184H184ZM220 182V183H219ZM222 182V183H221ZM223 182H227V183H229L230 185L228 186V184L227 183H223ZM10 183V184H9ZM26 183V184H25ZM29 183H31V184H29ZM40 184L39 186L37 185V184ZM41 183H43V184H41ZM67 183H69V184H67ZM109 183V184H108ZM115 183V184H114ZM132 183V184H131ZM143 185H142V184ZM213 183H215V184H213ZM13 184V186H19L20 188H16V189H14V187H13V190H16V191H13L12 190V187L11 186H9V185H12ZM18 184V185H17ZM26 186H25V185ZM37 185V187H36V185ZM81 184H82V186H81ZM92 184H94V188H92L93 186H92ZM96 184L98 185V186H96ZM101 184H102V186H103V184L105 185V190H103L102 191V189L103 188H101ZM140 184V185H139ZM203 184H204V186H203ZM212 184V185H211ZM218 184H222V186H220V185H218ZM0 185H2V184H0ZM5 185V186H4ZM87 186V188H89V187H91L92 188V190H96V187H97V190H99V193H98V191L96 190V195L97 194H100V192L102 191V192H104L105 194H103L105 197H106V193H108V195H107V200H104V196L102 195V194H100V196H101V198H100V201L98 200V198H96V200L93 202V200H94V198H91V196L89 195L88 197H87V195L88 194H92V192L93 191H91V188L90 189H88V193L86 192V190H87V188H86V186ZM172 185H174L173 187H175V188H173L172 187ZM184 185V186H183ZM198 185H199V187H198ZM243 185V186H242ZM60 186V187H59ZM100 186V187H99ZM110 186V187H109ZM112 186V187H111ZM114 186H115V188H114ZM128 186V187H127ZM144 186V187H143ZM152 186H153V189H152ZM169 186V193H167L168 191H167V187ZM181 186H183V187H181ZM193 186V187H194ZM203 186V187H202ZM9 187H10V189H9ZM29 187V188H28ZM38 187H41L40 189L38 188ZM55 187V188H54ZM70 187H71V189H70ZM86 189H85V188ZM99 187V188H98ZM104 187V186H103ZM110 188V189H107V188ZM134 187V188H133ZM205 187V188H204ZM207 187V188H206ZM218 187V188H217ZM4 188H5V191L7 190L8 191V194L9 195H11L10 197H14L15 198V196H16V199L19 197V199H17V201H19V202H17L16 201V199H14L13 198V200L12 201H14V203H12V201H10V197H7V196H9V195H7V191L5 192L4 191ZM24 188V189H23ZM42 188H44V189H42ZM66 188H69V189H66ZM76 188H78L80 191H78V190H76ZM83 188V189H82ZM112 188V189H111ZM122 191V192H128L129 194L130 193H136L137 194V192L139 193L141 190V192L142 193H139V195H148V196H141V198H140V196L137 194L136 196L137 197H129L130 195L126 192V193H124V196L122 195V193H121V195L117 192V190L119 191V192H121L119 189ZM133 188V189H132ZM146 188V189H145ZM155 188V189H154ZM196 188H198L199 190H201V191H199L198 189H196ZM202 188V189H201ZM204 188V189H203ZM251 188V187H250ZM31 189V190H30ZM34 189V190H33ZM100 189H101V191H100ZM127 189V190H126ZM130 189H132V190H130ZM140 189V190H139ZM143 189L145 190L144 191V193H146V194H144L143 193ZM172 189H173V191H172ZM177 189V190H178ZM191 189V190H190ZM206 189V190H205ZM19 190V191H18ZM21 190H22V192L23 193H20L21 194V196H20V194H18L17 195V193L18 192H21ZM26 190H27V192H26ZM30 190V191H29ZM33 190V191H32ZM49 192V193H47V191ZM76 190V191H75ZM83 190H85V192L87 193H85V192H83ZM111 190H113V191H110ZM116 190V193L114 192ZM134 190H136L137 192H135ZM152 190H153V192H152ZM162 190V191H161ZM184 190V189H183ZM192 191L193 192V194L189 191V195H188V193H187V191ZM254 192H253V191ZM257 190H260V191H257ZM263 190V191H262ZM11 191V192H10ZM45 191V192H44ZM68 191V192H67ZM72 191V192H71ZM81 191H82V193H81ZM89 191H91V192H89ZM106 191V192H105ZM111 193V198H108L109 197V195H110V193ZM171 191L173 192V193H171ZM199 193V195L201 194V192H203L202 194H201V196H199L198 195V193ZM208 191H210V193H207ZM213 191V192H212ZM214 191H215V193H214ZM224 191V192H223ZM257 191V192H256ZM262 191V192H261ZM24 192L26 193V195L29 193V195L31 194V193H33V196H29V195H27V196H29V197H27L28 198V201H29V203H31L30 202V198H32V203H37V204H35V206H34V204L33 205H31V208H32V210H36V209H38V211L37 212H40L39 214L37 213V216L35 215V217H37V219L33 216L34 215V213H36V211L34 210V213H33V211L31 212V210H29L30 209V205L27 203V201L25 200L26 199V195L24 194ZM44 192V193H43ZM59 192V191H58ZM67 192V193H66ZM70 192V193H69ZM162 192V193H161ZM166 192V195H167V198H166V195L164 194L163 195V193H165ZM195 192H196V194L198 195V197H201V198H199L200 200L202 199L203 201H201L204 205L203 206H205V207H203L202 205L199 207L200 209H202V207L204 208V211L206 210L207 212V214L209 215L208 216V218L206 217V214H205V212L203 211V209L202 210H197L198 209V203H199V201L196 199L197 197H195V196H197V195H195ZM216 192H217V194H216ZM221 192V193H220ZM245 193V195H244V193ZM247 192V193H246ZM16 193V194H15ZM41 193H43V194H41ZM80 193V195H78ZM85 193V197L83 198V194ZM115 193V194H114ZM117 193H118V196H117ZM151 193V194H150ZM155 193H157L159 196H161V195H163V197L164 198H161V200H160V202H164V204L162 203H160L158 200V202L156 203V204H154V208H155V210H157V213L158 214H156V215H154V212H155V210L153 209V206H152V204H153V201L154 200H156V198L157 197H155V199L152 201V204H151V201L150 200H152L151 198H153L154 196H155ZM159 193H161V194H159ZM240 193H241V195H240ZM251 193H255L256 195H254V194H251ZM259 193V194H258ZM45 194V195H44ZM59 195L60 194V192L59 193H57L56 192V195ZM62 194H63V197H62ZM177 194V195H176ZM179 194V195H178ZM205 194V195H204ZM208 195V197H207V199H208V203H207V205L205 204L206 203V201H207V199H206V196ZM5 195H7L6 197H7V200H6V197H5ZM37 195V196H36ZM42 195H44V196H42ZM93 195H94V193H93ZM116 195V196H115ZM126 195H129L128 197L126 196ZM154 195V196H153ZM157 195V196H158ZM191 195H193V196H191ZM249 195V196H248ZM252 195V196H251ZM18 196V197H17ZM40 196V197H39ZM126 196V197H125ZM158 196V197H159ZM170 196H171V198H170ZM173 196H175V198H177L178 196H180V197H183V198H181V199H179V197L177 198V199H173V200H175V201H173L172 200V198H173ZM191 196V197H190ZM205 196V198H203ZM214 196V197H213ZM216 196V197H215ZM218 196V197H217ZM250 197V198H248V197ZM254 196V197H253ZM21 197L23 198V199H21ZM24 197H25V199H24ZM38 198V199H35V198ZM60 197V198H59ZM91 198V200H92V203L91 204H93L92 206L91 205H89V206H91V208L92 209H90L91 211H94L96 208L94 207L96 204V201L97 202H102L101 204H103V206L104 205H106L104 202H106V203H108L107 204V206L109 205V206H113L114 205V203H117L116 205H119V202L122 204V202H124V204H122V206L123 205H125L126 206V204L128 203V206L130 205V208L132 207H134L135 206V203H137L136 205H138V201L141 199H143L144 197H147V199H148V197H150V199H148L149 200V205H148V200L146 199H144V200H142V202L141 203H143V205L141 204V203H139V205L138 206H140L141 205V207L142 206H144L145 205V203H146V205L145 206H148V207H145L144 206V208H146V209H149L147 212H146V214H143L144 215V219H143V221L140 219V221L142 222L140 225H139V220L137 221V217L136 216H134V214H131V212L130 213H128L129 214V216L128 215H126L125 216V218L128 216V217H130V218H127V220H128V225L130 224V222H132L131 220H134L135 221V223H136V221L138 222L137 224H135L136 226H135V228L137 229V227H138V229L136 230V231H134V233H133V231H132V227L134 226V224H131L132 225V227H130L129 226V228H131V229H129V230H131L132 232H130V234L128 233L127 234V236L128 235H131V233H133V235H131V236H128V237H130V240L128 241V239H127V237L126 236H124V234L126 235V233L125 232H123V231H121V232H123L122 234H116L115 235V232H113V229L112 230H110V227L111 226H109V228H108V226L107 225H113V223H116V221H120V222H117V224L118 223H120V224H123L124 222V224H123V227H121V225L119 226V227H117L118 229L121 227V228H126V222H127V220L125 219H123V217H122V215H115V216H113V214H111L112 215V217H115V218H117V217H119V218H117V220L115 221V222H113L112 223V218L110 219L109 218V216H104V219H102V218H100V216H98V212L97 211H95V214H93V212L92 213H88L86 210H84V209H86L87 207H85L86 206V204H90V202L89 201H91L90 200V198ZM113 197H114V199H115V201H114V199H113ZM118 197V198H117ZM119 197H120V200H119ZM124 197V200L122 199ZM188 198V200H187V198ZM46 200H45V199ZM55 198V199H54ZM58 200H57V199ZM69 198H70V200H69ZM72 198V199H71ZM74 198V199H73ZM88 198V199H87ZM185 198V199H184ZM193 198V200L195 201H192L191 199ZM212 198H214V199H212ZM9 199V200H8ZM30 199V200H29ZM51 201H49V200ZM65 199V200H64ZM67 199V200H66ZM82 199H85V200H83L82 201ZM110 201H109V200ZM122 199V200H121ZM157 199H160V197L159 198H157ZM163 199H165V200H163ZM206 199V201L204 202V200ZM247 199V200H246ZM254 199V200H253ZM36 201V202H34V201ZM62 202H61V201ZM64 200V201H63ZM72 200L74 201V202H72ZM89 200V201H88ZM118 200V201H117ZM126 200V201H125ZM177 200V201H176ZM182 200V201H181ZM184 200H187L188 202L191 200L192 202H193V205L191 204H188V206L186 205V202L187 201H184ZM211 200H213V202L211 201ZM218 201V202H216V201ZM228 200V201H227ZM10 201V202H9ZM46 201V202H45ZM55 203H54V202ZM60 201V202H59ZM68 201V203L69 204H67V206H69L70 207V202H71V204H72V206L73 207H75V211H77L76 210V208H78L79 206V208H78V210H79V212H81V214L79 213V215L80 216H83V214H84V211H86L87 212V214L88 215H94L95 217H96V219L98 220H96L95 221V218H94V221H95V224L93 223V220H92V216H91V219H90V216H87L86 214V218H84V221H82L83 222V224L84 223H86L87 222V220H91L92 221V224H90L91 223V221L88 223H86L87 224V226H86V224L85 225H83L85 228L86 227H88V224L89 225H92L93 227H94V225H96L94 228L92 227V229H94V230H91V228H90V230H91V232L89 231V229H87L86 228V230H84L85 228H83V230H84V232L83 231H80V232H82L81 233V235L79 236L78 234H76V232H77V230L76 229H79V228H77L76 226H77V224H76V222H78L79 220H78V216H74V217H72V218H74L73 219V221H72V218L70 217V219L68 218L69 217V215H70V213L71 214H73L74 215V212H72V210L74 211V208L71 206V208H69V209H67L68 207H66V202ZM70 201V202H69ZM78 201V202H77ZM108 201V202H107ZM136 201V202H135ZM169 201V202H168ZM182 203V204H184V206H182L183 207V211H182V207L181 208H179L182 204H180V202ZM190 201V202H191ZM8 202V203H7ZM23 204H22V203ZM42 202V203H41ZM53 202V203H52ZM57 202H58V204H57ZM85 203L86 202V204L85 205H83V203ZM87 202H89V203H87ZM109 202L111 203V202H113V203H111V204H109ZM127 202V203H126ZM171 202L172 203H176V204H178V206L177 205H173V207H170L172 204H171ZM200 202V203H201ZM231 203V204H229V203ZM5 203V204H4ZM11 203L12 204H14V205H11ZM31 203V204H32ZM43 203H45L44 205H43ZM63 203V207H62V209H64V211H65V208H66V210H68L67 211V217L64 215V214H62V213H60L61 212V210H60V208L61 207H59L61 204ZM65 203V204H64ZM77 204L78 205V207H76V205L75 204ZM80 203V204H79ZM129 203H134L133 204V206H132V204H129ZM159 203V204H158ZM16 204H19V205H23L22 207H21V209H23L22 211L20 210V212H18L19 211V209H20V206L19 205H16ZM26 204V205H25ZM46 204H47V206H46ZM51 204V205H50ZM56 204V205H55ZM81 204L83 205L82 207H81ZM166 204V210L167 211H169L170 212V210H171V213L170 214H172L173 213V215L172 216H170L171 218H173V217H179L178 219V221L180 222V223H178V222H176V223H174V220L175 221H177L176 220V218H174V220H173V222L171 221V222H168L169 220V218L168 219H166L164 216V219L163 220H165L166 219V221L164 222L163 220H162V218L159 216V214L162 216V213L164 214V213H167V211L166 212H164L163 210L165 209V207L163 208V210H161L160 208H162L161 206L162 205H165ZM169 204H171V205H169ZM218 204H219V206H218ZM233 204V205H232ZM245 204H247V205H245ZM249 204V205H248ZM260 204L262 205L261 207H259L260 206ZM16 205V206H15ZM43 205V206H42ZM58 205V206H57ZM185 205H186V207H188V208H185ZM195 205V206H194ZM214 205H216V208H213V207H215ZM36 206H37V208H36ZM96 206H98V205H96ZM106 206V207H107ZM122 206H120L121 208H123ZM125 206H124V209L122 210V212L125 210ZM128 206H126L127 208H128ZM152 206V207H151ZM167 206H168V208H167ZM175 206H177L176 208H174ZM207 206V207H206ZM233 206V207H232ZM246 206H248V213H245L246 212V210L247 209H245V207ZM10 207H14L13 209H16V210H13L12 208V210L10 209ZM42 207V208H41ZM46 207V210L44 209ZM47 207H48V209H47ZM57 210V211H59V212H55L54 214H52L53 212H49V211H55V209ZM65 207V208H64ZM93 207L95 208L94 210H93ZM115 207L116 206H114V208H112L113 210L115 209ZM219 208V212H218V208ZM229 207V208H228ZM259 207V208H258ZM19 208V209H18ZM29 208V209H28ZM34 208V209H33ZM40 208V209H39ZM49 208H51V210L49 209ZM53 208V209H52ZM73 208V209H72ZM83 209L82 211H80V209ZM90 208V207H89ZM98 208H99V206H98ZM108 208V207H107ZM179 209V210H181L182 212H180V211H177V212H180L179 214H176V211H175V209ZM193 208V209H192ZM205 208H207V209H205ZM210 208H211V210H210ZM233 208V209H232ZM247 208V207H246ZM255 209V208H257V209H255V210H253V209ZM11 211V213L14 211V213L13 214H9L10 212H9V210ZM25 209H28V210H25ZM88 209V208H87ZM110 209V208H109ZM151 209H152V211H151ZM158 209L161 211H158ZM185 209V210H184ZM188 209H190L189 211H188ZM216 209V210H215ZM238 209H240V210H238ZM242 209H244L243 210V212H242ZM42 210H43V212H42ZM44 210H45V212H44ZM71 210V211H70ZM113 210H110V211H112L113 212ZM116 210H118V209H116ZM128 210H129V208H128ZM128 210H126V211H128ZM187 210V211H186ZM214 210H215V212H214ZM220 210L222 211V212H220ZM224 210V211H223ZM238 210V211H237ZM253 210V211H252ZM26 211H27V213H26ZM29 211H30V213H29ZM63 211V210H62ZM89 211V210H88ZM121 211V210H120ZM119 211V212H120ZM129 211H131V210H129ZM174 211V212H173ZM237 211V212H236ZM239 211H241V213L239 212ZM255 211V212H254ZM50 214H49V213ZM66 212V211H65ZM68 212H70V213H68ZM97 212V213H96ZM111 212V213H112ZM115 212H117V211H115ZM115 212H113V213H115ZM133 212H134V210H133ZM149 212H150V217L148 216V218H146L147 216H145V215H149ZM185 212V213H184ZM239 212V213H238ZM252 212H254V214L256 213V215H255V217H253L254 216V214L252 213ZM4 213V214H3ZM8 213V214H7ZM43 213V214H42ZM46 213V214H45ZM64 213V212H63ZM118 213V212H117ZM116 213V214H117ZM127 213V212H126ZM125 213V214H126ZM143 213V212H142ZM141 213V214H142ZM186 213H188L187 215H186ZM199 213H203V214H199ZM250 213V214H249ZM262 213V212H261ZM28 214H32V216L31 215H28ZM42 214V215H41ZM53 215V217H52V215ZM55 214H57L58 216L56 217V215ZM60 214H62V217L64 218V216L67 218V221H66V219L64 218L63 220H65L66 222H65V224L68 226V228L70 229V230H73V231H70V232H68V234L67 233H65V232H67V231H69V229L67 230V228L65 229L64 227H61V224H59L58 225V223L56 224L57 226H59V228H60V231L58 230L59 228H56V225H55V227L54 228H56V230L52 227V226H54V225H52V226H50L51 224H49V223H51L52 222V220H53V222H56L57 221V219H60L59 218V216H60ZM75 214H77L78 215V213H75ZM97 214V215H96ZM119 214V213H118ZM124 214V215H125ZM136 214V213H135ZM141 214H137L138 215V217H140V215ZM168 214V213H167ZM169 214V215H170ZM236 214V215H235ZM243 214H245V215H243ZM25 215V216H24ZM47 215V216H46ZM50 215V216H49ZM72 215V216H73ZM84 215V216H85ZM156 216L155 218H153V219H155V220H153L152 218H151V216ZM168 215V216H169ZM175 215H177V216H175ZM181 215L182 216H187V217H185V218H181ZM190 215V216H189ZM204 215V218H206V219H202L201 217ZM243 215V216H242ZM251 215H253L252 217H251ZM7 216V217H6ZM19 216V217H18ZM31 216V217H30ZM42 216V217H41ZM55 216V217H54ZM71 216V215H70ZM79 216V217H80ZM193 216H195V218H198V219H200L199 221H197L195 218V222L197 221V222H200V224L202 223V222H204V224L202 223V225H203V227H205V225L207 224L208 226H206V228L204 229V228H201L200 226H199V224L198 225H196L195 226V224H192V221H191V219L193 218ZM212 216H215V217H217V219H215V221H217L216 222V224L217 225H215V221H214V219H213V217ZM224 216V218L222 219V217ZM262 216H264V215H260V217H262ZM5 217V218H4ZM51 217V221H49V222H46V219L47 218H50ZM76 217V218H75ZM88 217H89V219H88ZM190 217V218H189ZM210 217V218H209ZM211 217H212V221H211ZM259 217V219H258V221L260 222V224H259V227H260V225L262 224V226L260 227L261 229H259L258 231H260V232H256L257 233V236H258V234H260V235H262L263 233H264V227H263V225H264V220H261V218ZM4 218V219H3ZM30 218V219H29ZM45 219L44 220V226H43V223H42V221H43V219ZM53 218V219H52ZM57 218V219H56ZM82 218V217H81ZM109 221V222H111L110 224L109 223H107V220ZM158 218H160V219H158ZM188 218V219H187ZM239 218V217H238ZM247 218H246V220H247ZM16 219V220H15ZM34 219H36V221H39V222H37V224L35 223V220ZM39 219V220H38ZM42 219V221L40 222V220ZM55 219H56V221H55ZM62 219V218H61ZM102 219V220H101ZM130 219V220H129ZM139 219V218H138ZM145 219H148L147 220V222L149 223V222H151L150 220H152V221H154V222H152V223H155V221H156V219L157 220H160L161 221V223H160V221H158L160 224H159V226L161 227L162 226V229H164V227L166 228H168L166 231L164 230L163 232H168V234H169V236H167V237H165V236H163L162 234H159V236L161 237L160 239L158 238L159 236H158V231L161 229V228H158L157 226L158 225H156V227H154V229L153 228H151V226H149V225H154V224H152V223H146V220ZM210 221V224H208V220ZM229 221H228V220ZM244 219V218H243ZM254 219V220H255ZM30 220V221H29ZM47 220H50V219H47ZM63 220H61L62 221V224L64 225V221ZM122 220V221H121ZM145 220V221H144ZM205 220H207V222H205ZM3 221H5V222H3ZM33 221V222H32ZM60 221V220H59ZM58 221V222H59ZM69 221L71 222H75V229H71V228H73L72 227V225H71V227H70V223H69ZM80 221H81V219H80ZM103 222V223H101V222ZM202 221V222H201ZM224 221V222H223ZM233 221V222H232ZM253 221V220H252ZM251 221V222H252ZM261 221H263V222H261ZM71 222V223H72ZM82 222L80 223V225H78V227H80V229H81V225H82ZM143 222L144 223H146L145 225L147 226V227H149L150 228V230H147V227L144 225L143 226ZM182 222V223H181ZM194 222V221H193ZM230 222V223H229ZM243 222V221H242ZM4 223V224H3ZM14 223V224H13ZM41 223V224H40ZM48 223V224H47ZM61 223V222H60ZM69 223V224H68ZM72 223V224H73ZM185 223H187V224H189V226H187V224L185 225ZM214 223V225H213V227L214 226H216L215 227V229L216 230H213V231H210L209 229H207V227H211L212 226V224ZM236 223H238L239 225H241V226H239V225H237ZM244 223H248V222H245V220H244ZM21 224V225H20ZM24 224H25V226L27 225L29 228L27 229V226L25 227L24 226ZM31 224V225H30ZM158 224V223H157ZM223 226H222V225ZM235 224V225H234ZM30 225V226H29ZM38 225V226H37ZM41 225V226H40ZM48 225L50 228L52 227L53 229L52 230H54L53 232H54V234H53V232H52V234H50L51 232V230H50V228L48 229V228H46V226ZM62 225V226H63ZM100 225V226H99ZM101 225H102V227H101ZM127 225V226H128ZM185 226V227H183V228H180V227H177V226ZM225 225V226H224ZM10 226V227H9ZM20 226V227H19ZM104 226V227H103ZM115 226H117V225H115ZM141 226V227H140ZM164 226V227H163ZM190 226H192V227H190ZM199 226V227H198ZM220 226V227H219ZM239 226V228L241 229L242 228V230L241 231H239V233L241 234V235H239V233H238V231H237V227ZM248 226H249V223H248ZM247 226V227H248ZM256 226H257V224H256ZM39 227V228H38ZM44 227H45V231H44ZM90 227V226H89ZM105 227H106V230H105ZM113 227V226H112ZM111 227V228H112ZM144 227V228H143ZM145 227H146V229H145ZM175 227V228H174ZM187 227H190L189 228V233H188V231H187ZM223 227V228H222ZM236 227V228H235ZM258 227V226H257ZM62 228H64L63 230H62ZM96 228V229H95ZM114 228V227H113ZM117 228H115L114 230H117ZM120 228V229H121ZM125 228L123 229L124 231H125ZM134 228V227H133ZM135 228H134V230H135ZM140 228H141V230H140ZM148 228V229H149ZM173 228L174 229H176V228H178V229H180V230H182L183 231V233H181V235H180V233H179V231L177 232L179 235H176L175 234V231L176 230H174L173 231ZM220 228H221V230H220ZM13 229V230H12ZM143 229H145L146 230V232H144V233H142L143 231ZM153 229V230H152ZM162 229L159 231L160 233H163L162 232ZM177 229V230H178ZM211 229H212V227H211ZM222 229H223V231H222ZM233 229V230H232ZM6 232H5V231ZM10 230V231H9ZM12 230V231H11ZM34 230H35V232H34ZM39 230H42V231H39ZM58 230V231H57ZM67 230V231H66ZM74 230H76V232H74ZM104 230V231H103ZM156 230H157V232H156ZM186 232H185V231ZM25 231V232H24ZM36 231H38L37 233H36ZM57 231V232H56ZM64 231V232H63ZM128 231V230H127ZM169 231H171V232H173V234H171V232H169ZM181 231V232H182ZM201 231H206V232H204V233H207L208 234V236H210L211 237V239H209V238H207L206 236H207V234H206V236L204 237H202V233L203 232H201ZM208 231H210L211 232V234L210 233H208ZM221 231V232H220ZM230 233H228V232ZM15 232V233H14ZM19 232V233H18ZM21 232V233H20ZM48 232H50V233H48ZM58 232H60V233H58ZM71 232H73V234L71 233ZM80 232H77V233H80ZM99 232H100V234H99ZM135 232H136V234H135ZM153 232H155V234L153 233ZM223 232V233H222ZM232 232V233H231ZM248 232V231H247ZM28 233V236L26 235ZM34 233H35V235H34ZM44 234V236H43V234ZM48 233V234H47ZM56 233V234H55ZM86 233V234H85ZM90 233V235H91V237H94L95 236V238L94 239H92L88 234ZM151 233H153V236H155V237H157V238H153V236H152V234ZM196 233H199V234H196ZM228 233V234H227ZM32 236H31V235ZM58 234H60V235H58ZM63 234H67L68 236H66V235H63ZM165 234V233H164ZM168 234H166V235H168ZM170 234H171V236H170ZM188 235V238H189V236H190V234H191V236H190V239H188L187 238V235ZM194 234H196V235H194ZM228 237V239H230L231 241H229L230 242V245H229V242H228V239L227 238H225L226 236ZM246 234H248V235H246ZM23 235V236H22ZM70 235H72V239L73 240H75L76 238H78L79 239V241H81L80 239H83L84 238V241L82 240L81 242H82V244H83V242H85V241H87V242H85V244H81V242H80V246L79 247H84V249H85V245L87 246L86 247V250H83V253H81V252H79V251H77L76 252V246H74V245H71V244H75V245H79V244H77V243H79V242H76V241H73V242H75V243H73V242H71V247L72 246H74V248H72L73 250H74V252H75V254L73 255L72 254V250L70 251H68L66 248H67V246L69 245V243L67 244L66 242H67V239L68 238H70L69 236ZM76 235V237H74V236ZM82 235H85V236H89V237H82ZM98 235V236H97ZM109 235V236H108ZM113 235V236H112ZM183 235H184V237H183ZM5 236H7L6 238H5ZM27 236V238H24V237H26ZM52 236H53V240H52ZM58 236H63L62 238L61 237H59V238H55V237H58ZM103 236V237H102ZM122 236V237H121ZM163 236V237H162ZM172 236H178L181 240H179V238L177 239V237H174V239L176 238V240L175 241H177V240H179L180 242L177 244L176 243V246H174L173 248L171 247V240L172 239H170L169 237H171L172 238ZM201 236V237H200ZM240 236H242V238L243 237H245V239H242L243 240V242L240 240ZM248 236V237H247ZM3 237V238H2ZM11 237V241H10V238ZM22 237V238H21ZM36 237V238H35ZM67 237V238H66ZM81 237V238H80ZM100 237V238H99ZM117 237V238H116ZM125 239H124V238ZM192 237H193V239H192ZM230 237V238H229ZM261 237H262V239L264 238V235H262V236H258V238H259V240H260V243H262L261 245L262 246H264V241L263 240H261ZM5 238V239H4ZM24 238V239H23ZM32 238V239H31ZM34 238V239H33ZM60 238L61 239H65V241L66 242H64L63 240H62V242L63 243H61V241H60ZM120 238V239H119ZM137 238V239H136ZM164 238V239H163ZM184 238V239H183ZM185 238H186V241H185ZM195 238V239H194ZM235 238H236V240H235ZM27 239V241L29 240V244L27 243V241H25ZM37 239H38V241H37ZM48 239V240H47ZM49 239H50V241L52 240V242L54 241L55 242V244H53L52 242L51 243H47V242H49ZM55 239V240H54ZM59 239V240H58ZM86 239V240H85ZM88 239V240H87ZM140 239V241H139V243H141V245H144V246H141V245H139L137 242H138V240ZM156 240V242L154 243L153 241H151V240ZM157 239H159V241L157 240ZM162 239V240H161ZM6 240H8V241H6ZM15 242H13V241ZM56 240H57V243H56ZM102 240V241H101ZM119 240V241H118ZM125 240V241H124ZM127 240V241H126ZM133 240H134V242H133ZM136 240H137V242H136ZM161 240V241H160ZM185 241L184 243H186V242H188V243H186V244H188L186 247H185V245L186 244H183V243H181V241ZM191 240V241H190ZM192 240H194V241H192ZM203 240H204V242H203ZM238 240H240V242L238 241ZM21 243H25L24 245L23 244H21ZM32 241V242H31ZM41 241H43L42 243H41ZM45 241H47L46 243H45ZM60 241V243H61V245H66V247L64 248L63 247V249H65L66 251H68V252H66L65 250L64 251H61V252H59V253H62V254H58V251L57 250H61L62 249V247L61 246H59V244H58V242ZM70 241H72L71 239L69 240V242ZM89 241V242H88ZM92 241H94V242H92ZM113 243H112V242ZM142 241H143V243H142ZM151 243H150V242ZM162 241H163V243L164 242H166V244H163V245H165L166 247H167V249H169V247H170V249L172 250V249H175L176 251L174 252L173 250H172V253H171V251H169V250H167L166 248H164L165 249V251H164V249H163V245H162V247H161V243H162ZM167 241L169 242V243H167ZM182 241V242H183ZM220 243H219V242ZM234 241H235V243H234ZM237 241V242H236ZM245 241H246V243H245ZM261 241H263V242H261ZM11 242V243H10ZM38 243L37 244V248L35 247V244L36 243ZM121 242V243H120ZM127 242V243H126ZM147 242L148 243H150V246H149V244L147 245ZM157 242L159 243V245L157 246ZM211 242H213V245L215 246V248H214V246L211 244ZM242 242V243H241ZM3 243H6V247L5 246H3V245H5V244H3ZM35 243V244H34ZM99 243V244H98ZM103 243V244H102ZM119 243V244H118ZM157 246H155L154 248H153V245L154 244ZM181 243V244H180ZM222 243H225L224 245H226V246H224ZM239 243V244H238ZM243 243H244V245L245 246H242L243 245ZM8 244H10L11 246L9 247V245ZM16 244V245H15ZM19 244V245H18ZM57 244H58V246L59 247H57ZM88 244V245H87ZM95 244H97V245H95ZM128 244H129V246H131V247H129L128 246ZM136 244V245H135ZM140 246V247H142V250H144V253H143V251H142V254H144V255H146L145 257H144V255H142L141 253V256H143V257H141L140 256V254L139 253H136V249H137V247H138V245ZM175 244V243H174ZM195 243H193V245H194ZM208 244V245H207ZM211 244V245H210ZM217 244H218V246H219V248H218V246H217ZM222 244V245H221ZM227 244H228V246H227ZM234 245V244H236L235 246H231V245ZM7 245H8V247H9V249L7 248ZM14 245V246H13ZM24 246V247H22V246ZM53 245H55V249L57 248V250L56 251H54L55 249H53L52 250V248H54V246ZM92 245H95V248H94V250H92ZM111 245V246H110ZM120 245H122V246H120ZM127 245V246H126ZM193 245L191 246V247H193ZM213 248V251H215L214 253H213V251L211 250V251H209V253H208V251H206V250H210L211 248H209L210 246ZM221 245V246H220ZM240 245V246H239ZM15 246H18V247H16V249H15ZM20 246H21V248H20ZM88 246H90V248H91V250H89V251H91V255H89L90 254V252L89 251H87L88 250ZM101 246H102V248H101ZM137 246V247H136ZM159 246H160V248H159ZM208 248V249H206V247ZM209 246V247H208ZM231 246V247H230ZM236 246V247H237ZM5 247V248H4ZM13 247V248H12ZM26 247H29V249L27 248L26 249ZM31 247H34L33 248V250H34V252H33V250L31 251ZM51 247V248H50ZM61 247V248H60ZM69 247V246H68ZM94 247V246H93ZM106 247V248H105ZM119 247V248H118ZM140 247H138V251L137 252H141V248ZM144 247V248H143ZM205 247V248H204ZM11 248V249H10ZM37 249V251H38V253H37V251H36V249ZM40 250H39V249ZM77 248H78V246H77ZM98 250H97V249ZM113 248V249H112ZM125 248H127V249H125ZM140 248V249H139ZM148 248H151L153 251H154V254H155V252L157 253V254H153L152 252V250L151 251H149V252H147L148 251ZM161 248H162V250H161ZM217 248H218V250H217ZM47 249H49V251H51V253L47 250ZM62 249V250H63ZM79 249V248H78ZM81 249V248H80ZM101 249V250H100ZM110 249V250H109ZM130 249V250H129ZM159 249V250H158ZM178 249V250H177ZM195 249H197V251L195 250ZM203 249V250H202ZM206 249V250H205ZM215 249V250H214ZM229 249V250H228ZM9 250V251H8ZM17 250H19V252L17 251ZM20 250H21V252H20ZM25 250V251H24ZM26 250H27V252H26ZM29 250V251H28ZM96 250H97V252H96ZM122 250V251H121ZM135 252H134V251ZM161 250V251H160ZM12 251V252H11ZM23 251V252H22ZM35 251H36V255H35V257H37V261L36 260H34V253H35ZM44 253H43V252ZM104 251H106V253L104 254ZM131 251V254L129 253V252ZM133 251V252H132ZM167 251H169L170 252V254H169V252H168V254L170 255V257H167ZM206 253H205V252ZM231 251V252H230ZM5 252V253H4ZM8 252H11L12 254H10V253H8ZM24 252H25V254H24ZM31 252V253H30ZM46 252V253H45ZM54 252H55V254H54ZM57 252V253H56ZM63 252H65V254L64 255H66V254H68L69 256L67 257V255H66V257L65 258H63ZM70 252V253H69ZM84 252H86V255L87 256H89V258H90V256H91V258L90 259H92L93 257V259L91 260V261H89V259L88 258H86L85 256H83V255H85V253ZM114 252V253H113ZM126 254H125V253ZM147 252V253H146ZM165 252V253H164ZM181 251H179V253H180ZM196 252H198V253H196ZM217 252V253H216ZM22 253V254H21ZM28 253H30V254H28ZM49 253V254H48ZM81 253V254H80ZM124 253V254H123ZM135 253L137 254V255H135ZM209 254V255H206L205 257H204V255L203 254ZM2 254V255H1ZM24 254V255H23ZM57 254V255H56ZM77 254H78V257L77 258H81V259H77V261H76V259L74 260V258L77 256ZM80 254V255H79ZM93 254H94V256H93ZM96 254V255H95ZM98 254V255H97ZM102 254V255H101ZM108 254H109V256H108ZM116 254V255H115ZM129 256H128V255ZM163 254H165V255H163ZM172 254V255H171ZM176 254V253H175ZM174 254V255H175ZM176 254V256H174L173 257V261L174 262H172V264H177V263H175V261L177 262V259H179L180 257V255H177ZM193 254V255H192ZM213 254V255H212ZM29 255V256H28ZM39 255L41 256L40 257V259H39ZM47 255H48V258H47V260H46V257H47ZM72 255H73V257H72ZM104 255V256H103ZM106 255V256H105ZM121 255V256H120ZM125 255V256H124ZM132 255H135V256H132ZM154 255V256H153ZM158 255H162V258L161 259H156V258H160ZM196 255H198V256H196ZM201 255H203V257L201 256ZM225 255V256H224ZM6 256V257H5ZM28 256V257H27ZM33 257V260H34V262H31L30 260H32V257ZM45 257V258H43V257ZM79 256H82V257H79ZM124 256V257H123ZM127 256V257H126ZM131 256V257H130ZM138 256V258H136ZM139 256H140V258H139ZM148 256V257H147ZM155 256H157V257H155ZM182 256V255H181ZM224 256V257H223ZM9 257V258H8ZM14 259H13V258ZM23 257V258H22ZM56 257L54 258L55 259V262H56ZM97 257V258H96ZM98 257H99V259H98ZM102 257V258H101ZM113 257H116V258H113ZM133 257V258H132ZM166 257H167V259H166ZM179 257V258H178ZM187 257H189L190 259H187ZM202 257V258H201ZM210 257H212V258H210ZM3 258H5V259H3ZM8 258V259H7ZM17 258V259H16ZM29 258V259H28ZM31 258V259H30ZM43 258V259H42ZM82 258L83 259H85V260H82ZM122 258V259H121ZM123 258H125V261H124V259ZM150 258V259H149ZM203 258H204V260H203ZM24 259V260H23ZM25 259H26V261H25ZM39 259V260H38ZM41 259L43 260V261H41ZM111 259V260H110ZM135 259V260H134ZM165 260V261H163V260ZM208 259H210L209 261H208ZM224 259V260H223ZM4 260V261H3ZM44 260H45V262H44ZM57 261V263L59 264H62L60 261ZM65 260L63 261V262H65ZM69 260V259H68ZM78 260H80V262L78 261ZM109 260H110V262H109ZM116 260V261H115ZM138 260V261H137ZM145 260V261H144ZM146 260H148V261H146ZM154 260V261H153ZM158 260V261H157ZM188 260H191V262H189ZM212 260V261H213ZM6 261V262H5ZM12 261V262H11ZM22 261V262H21ZM124 261V262H123ZM137 261V262H136ZM144 261V262H143ZM198 261V262H199ZM212 262L213 264L215 263V262ZM229 261V262H228ZM230 261H232V262H230ZM40 262H42V263H40ZM44 262V263H43ZM90 262V263H89ZM96 262V263H95ZM113 262V263H112ZM139 262V263H138ZM145 262H147V263H145ZM195 262V263H196ZM199 263V264H200ZM56 264V263H55ZM65 264H68V261L67 262H65ZM81 264H86V261H85V263H81ZM93 264V263H92ZM166 264V263H165ZM202 264V263H201ZM211 264V263H210Z\"/></svg>","mask_w":264,"mask_h":264},{"label":"bare ground","instance_id":"bare-ground-1","mask_svg":"<svg viewBox=\"0 0 264 264\" xmlns=\"http://www.w3.org/2000/svg\"><path fill=\"white\" fill-rule=\"evenodd\" d=\"M5 1V0H4ZM7 1V0H6ZM37 0H35V1H32V2H35V3H33L32 5H34V8H35V6H36V4H38L37 2H39V1H37ZM42 2H43V0H41ZM40 1V2H41ZM93 1V0H92ZM122 3H121V2ZM1 2V1H0ZM41 2V3H42ZM65 2V1H64ZM112 1L110 0V2L109 3H111ZM115 2V0L112 2V4H116V3H114ZM118 3H120L119 4V6L121 7V4H122V6H123V4H124V9H126L127 10V12L126 13H128L129 12V16H130V19H129V17H128V21H130L131 22V24H130V22H128L127 20V22H128V24L129 25H131L132 27H133V30H134V33H135V44H134V56L136 57V58H140V57H142V59H143V61H144V65H143V67H145V69H146V72H145V74L143 75V77L141 78L140 76V74L142 73H139V75L140 76H138V78H136V79H133L132 81L134 82H139L140 84H141V82L149 89V91L150 92H148L147 93V95L145 96V98H141V99H137V101L135 100V102H134V100L130 97L129 99L131 100H129L130 102H134V103H130V105H134L135 103H136V105H135V108L137 107V108H139L138 106H141L140 108H144V109H146L147 111H146V113H142L143 111H144V109H143V111L141 112V111H139V112H141L142 113V115H138L139 113L138 112H136V111H138V110H136V109H134V111H135V113H136V115H135V118L134 117H132L134 120H132V122L134 121V123L132 124V122H131V125L133 126V128H134V130H133V128L131 127V128H129L130 130H129V132L132 130V131H134L135 132V134H134V132H133V135H132V137L130 136L131 134H132V131L130 132L131 134L130 135H128V136H125L126 134H129L128 133V131H125V133H124V131H123V133L125 134H123V133H121V134H123V136H124V141L123 142H125L126 143V145H131L130 144V141L128 142L127 140H128V138L131 140V141H136V140H138V138H139V140H140V136L141 135H143V136H145V138H147V136L149 135V134H151V135H153V137H154V135H156V133H157V130H159V128L161 127L162 128V126H163V124H165V121H164V119H165V115L167 114H165L164 113V111L161 109V108H163L162 107V104H169L170 106H171V108H172V113H170V110H169V113L170 114H172V116L174 117V118H178V119H183V120H185V121H187V122H189V124H190V127H188V130L189 131H191V132H193V134H194V138H195V140H196V142H197V144H199L200 146H203V145H205V147H209L212 151H214L215 152V154L216 153H218V154H220L221 155V157H222V161L220 162V165L222 166L221 167V169L223 168L224 170H227L228 171V174H229V176H227L226 178H228L229 177V179H230V183H231V185L229 184V183H227V182H223V183H227L228 184V186L230 185L231 186V190L230 189H228V188H226L227 190H229V197H228V199L230 198L231 200H236V194H237V191H238V189L240 190V185L243 183V184H246L247 186H250L249 188H248V190L250 189V191L249 192H251V189H252V187H255L254 189L256 190L257 188L259 189H264V0H118L117 1ZM26 3H28V1L26 2ZM29 3H31L30 1H29ZM66 3V2H65ZM64 3V4H65ZM75 3V2H74ZM77 3V2H76ZM118 3H117V5H118ZM63 4V3H62ZM61 4V5H62ZM64 4H63V6H64ZM73 4V3H72ZM92 4H93V2H92ZM112 4H110V6L112 5ZM29 5V4H28ZM40 5V4H39ZM39 5H38V7H39ZM76 5V4H75ZM117 5H112V7L113 6H116L117 7ZM30 6H31V4H30ZM62 6V7H63ZM24 7V6H23ZM123 7H121V8H123ZM64 8V7H63ZM62 8V9H63ZM70 8H71V6H70ZM69 8V9H70ZM74 8V7H73ZM32 9V8H31ZM31 9H30V11H31ZM36 9H39V8H35V9H32L33 11H35ZM76 9H78V7L76 8ZM64 10V9H63ZM110 10V9H109ZM115 10V9H114ZM121 10V13L123 14L124 13V11H122V9H120ZM32 11V12H33ZM71 11V10H70ZM75 11V10H74ZM91 11V10H90ZM93 11V10H92ZM28 12V11H27ZM37 12V11H36ZM69 12V11H68ZM77 12V11H76ZM79 12V11H78ZM24 13H26V12H24ZM30 13V12H29ZM38 13V12H37ZM36 13V14H37ZM40 13V12H39ZM58 13V12H57ZM91 13H93V12H91ZM118 13V12H117ZM126 13H124L126 16H127V14ZM41 14H42V12H41ZM40 14V15H41ZM74 14V13H73ZM84 14V13H83ZM86 14L88 15V14H90V13H87L86 12ZM39 15V14H38ZM44 15V14H43ZM42 15V16H43ZM67 15H69V14H67ZM66 15V16H67ZM72 15V14H71ZM121 15V14H120ZM5 16V15H4ZM33 16V15H32ZM47 16V15H46ZM49 16V15H48ZM65 16V15H64ZM65 16V17H66ZM91 16V15H90ZM44 17H45V15H44ZM64 17V18H65ZM72 17H73V15H72ZM85 17V16H84ZM18 18V17H17ZM16 18V19H17ZM53 18V17H52ZM63 18V19H64ZM70 18V17H69ZM74 18V17H73ZM87 18V17H86ZM89 18H91V17H89ZM93 18V17H92ZM8 19V18H7ZM16 19H15V21H16ZM55 19V18H54ZM88 19V18H87ZM97 19H98V17H97ZM119 20H121L120 18H118ZM41 20V19H40ZM51 20H53V19H51ZM58 20V19H57ZM62 20V19H61ZM60 20V21H61ZM86 20V19H85ZM91 20V19H90ZM89 20V21H90ZM96 20V19H95ZM14 21V20H13ZM44 21V20H43ZM48 21V20H47ZM64 21V20H63ZM68 21H70V20H68ZM122 21V20H121ZM1 22V21H0ZM62 22V21H61ZM65 22H66V20H65ZM85 22V21H84ZM96 22V21H95ZM94 22V23H95ZM98 22H99V20H98ZM114 22H116V21H114ZM118 22V21H117ZM3 23V22H2ZM12 23V22H11ZM57 23L59 24V21H57ZM64 23V22H63ZM83 23V22H82ZM91 23V22H90ZM21 24V23H20ZM42 24H43V22H42ZM50 24V23H49ZM73 24H75V23H73ZM72 24V25H73ZM93 24V23H92ZM91 24V25H92ZM116 24V23H115ZM19 25V24H18ZM60 25H62V24H60ZM71 25V24H70ZM88 25L90 26V24L88 23ZM128 25V26H129ZM58 26V25H57ZM65 26V25H64ZM80 26V28L82 27V25H79ZM127 26V27H128ZM18 27H20V26H18ZM54 27V26H53ZM60 27V26H59ZM70 27V26H69ZM68 27V28H69ZM74 27V26H73ZM91 27V26H90ZM112 27V26H111ZM16 28V27H15ZM21 28V27H20ZM25 28V27H24ZM79 27H78V32H79V29H80ZM115 28V27H114ZM58 29V28H57ZM82 29H83V27H82ZM82 29H81V32H82ZM86 29V28H85ZM88 29V28H87ZM129 29V28H128ZM64 30V29H63ZM118 30H119V28H118ZM117 30V31H118ZM25 31H26V29H25ZM52 31V30H51ZM55 31V30H54ZM57 31V30H56ZM73 31V30H72ZM76 31V30H75ZM103 31V30H102ZM9 31H6V32H4V33H8ZM53 32V31H52ZM59 33H60V31H58ZM62 32V31H61ZM80 32V33H81ZM87 32V31H86ZM85 32V33H86ZM112 32V31H111ZM3 33V32H2ZM12 33V32H11ZM10 33V34H11ZM25 33H27V32H25ZM45 33V32H44ZM84 33V32H83ZM10 34H9V37H10ZM33 34V33H32ZM70 34V33H69ZM77 34V33H76ZM100 34V33H99ZM102 34V33H101ZM4 35V34H3ZM82 35V34H81ZM84 35V34H83ZM103 35V34H102ZM5 36V35H4ZM75 36V35H74ZM99 36V35H98ZM112 36H113V34H112ZM120 36V35H119ZM6 37L8 38V36L6 35ZM23 37V36H22ZM79 37V36H78ZM105 37V36H104ZM108 37V36H107ZM0 38H1V35H0ZM18 38H21V37H18ZM65 38V37H64ZM67 38V37H66ZM72 38V37H71ZM101 37H99V39H100ZM114 38V37H113ZM2 39H5V40H2L1 42L3 43V42H5L6 43V38H3L2 37ZM12 39V38H11ZM11 39H9L8 38V43L10 44L11 42H9V40H11ZM15 38H13V40H14ZM17 39V38H16ZM96 39V38H95ZM117 39V38H116ZM1 40V39H0ZM13 40H11V41H13ZM19 40V39H18ZM21 40V39H20ZM27 40V39H26ZM71 40V39H70ZM104 40V39H103ZM105 40H107V39H105ZM14 41H17V40H14ZM13 41V42H14ZM22 41V40H21ZM23 41H25V39L23 40ZM22 41V42H23ZM97 41V40H96ZM0 42V43H1ZM12 42V43H13ZM38 42V41H37ZM101 42H103V41H101ZM16 43H18V42H16ZM15 43V44H16ZM26 42H24V44H25ZM28 43H30V42H28ZM32 43V42H31ZM43 43V42H42ZM64 43V42H63ZM66 43V42H65ZM72 43V42H71ZM74 43V42H73ZM78 43V42H77ZM84 43V42H83ZM94 43V42H93ZM99 43H100V41H99ZM104 43H105V41H104ZM14 44V46H12L13 44H11V45H9V46H7V44L5 45V46H7V47H9V48H7V49H10L9 51L6 49L5 50V46H4V44H3V46H1L0 45V51L2 50V49H4L3 50V52H4V55L3 54H1V55H3V56H5V53H7V51H8V56L10 55V53L9 52H11V50H12V48H16V50H17V48L19 47V46H21V42H20V45L18 46L17 44V46ZM19 44V43H18ZM39 44V43H38ZM37 44V45H38ZM75 44V43H74ZM88 44H90V43H88ZM87 44V45H88ZM114 44V43H113ZM29 45H31V44H29ZM66 45V44H65ZM84 45V44H83ZM133 45V44H132ZM16 46V47H15ZM33 47H35L34 46V43H33V45H32ZM39 46V45H38ZM89 46V45H88ZM113 46V45H112ZM112 46H110V47H112ZM116 46V45H115ZM2 47V48H1ZM24 47V45H22V48ZM27 47H29V46H27ZM93 47V46H92ZM99 47V46H98ZM98 47H97V49H98ZM101 47V46H100ZM104 47V46H103ZM108 47V46H107ZM114 47V46H113ZM24 48H26V47H24ZM32 48V47H31ZM105 48V47H104ZM39 49V48H38ZM87 49V48H86ZM100 49V48H99ZM108 49V48H107ZM111 49H113V48H111ZM16 50H14V51H16ZM25 49H23V51H24ZM41 50V49H40ZM74 49H72V51H73ZM89 50V49H88ZM91 50V49H90ZM103 50V49H102ZM26 51V50H25ZM23 52V54L25 55V53L26 52ZM2 52V51H1ZM16 52H18L19 53V50H17ZM51 52V51H50ZM50 52H48V53H50ZM98 52V51H97ZM18 53H16L15 54V56H14V52L12 51L11 52V54L13 55H11V56H9L10 57V59L12 58V59H16L17 60V54ZM40 53V52H39ZM74 53V52H73ZM1 55H0V57H1ZM22 56V53H21V50H20V54H19V56ZM31 55V54H30ZM99 55H101V54H99ZM133 55V54H132ZM2 56V60H4V58H6L4 61L6 62V60H7V57L8 56H6V57H3ZM20 56V57H21ZM105 56V55H104ZM103 56V57H104ZM14 57V58H13ZM20 57H18V58H20ZM28 57V56H27ZM77 57V56H76ZM78 57H80V56H78ZM100 57V56H99ZM106 57V56H105ZM108 57V56H107ZM107 57H106V59H107ZM113 57V56H112ZM22 58V57H21ZM54 58V57H53ZM88 58V57H87ZM91 58V57H90ZM90 58H89V60H90ZM114 58V57H113ZM23 59H25V58H23ZM23 59H21V60H23ZM41 59V58H40ZM43 59H46V58H43ZM55 59V58H54ZM100 59V58H99ZM106 59H104L103 58V60H106ZM109 59V58H108ZM108 59H107V61H108ZM0 60H1V58H0ZM16 60H14V61H16ZM97 60V59H96ZM102 60V59H101ZM3 61V62H4ZM13 61V60H12ZM31 61V60H30ZM52 61V60H51ZM50 61V62H51ZM56 61V60H55ZM58 61V60H57ZM88 61V60H87ZM93 61V60H92ZM99 61V60H98ZM1 62V61H0ZM27 62V61H26ZM41 62H43V60L41 61ZM77 62V61H76ZM84 62V61H83ZM93 62H95V61H93ZM101 62V61H100ZM13 63H15V62H12V64L11 65H13ZM29 63V62H28ZM43 63H45V62H43ZM53 63V62H52ZM58 63V62H57ZM87 63V62H86ZM88 63H89V61H88ZM98 62L96 61V64H97ZM103 63V62H102ZM106 63V62H105ZM138 63V62H137ZM136 63V64H137ZM5 63H3V64H1L2 65V68H4V69H6L7 68V66L8 65H4ZM25 64V63H24ZM48 64V63H47ZM61 64V63H60ZM90 64V63H89ZM95 64V65H96ZM11 65H9L10 67H11ZM51 65V64H50ZM55 65V64H54ZM64 65V64H63ZM86 65V64H85ZM101 64H99V66H100ZM106 65V64H105ZM142 65V64H141ZM4 66H6V68L4 67ZM8 66V67H9ZM18 66H20V65H18ZM17 66V68L16 69H18V71H19V69L20 70H22L21 68L23 67V66H20V67H18ZM25 66V65H24ZM33 66V65H32ZM43 66V65H42ZM90 66V65H89ZM94 66V65H93ZM106 66H108V65H106ZM8 68L9 69V72L11 71V68ZM40 67V66H39ZM47 67V66H46ZM51 67V66H50ZM55 67H56V65H55ZM58 67V66H57ZM1 68V67H0ZM13 68H15L14 66H13ZM24 68V67H23ZM52 68H54V66H52ZM62 67H60V69H58L59 70V72H61L60 70H63V68L61 69ZM88 68V67H87ZM90 68V67H89ZM98 68V67H97ZM103 68V67H102ZM102 68H98V70H102ZM105 68V67H104ZM140 68V67H139ZM15 69V70H16ZM31 69H34V67L33 68H31ZM56 69V68H55ZM140 69H142V66H141V68ZM1 70H3V69H1ZM14 70V69H13ZM46 70V69H45ZM58 70H56V72L57 73H59L58 72ZM104 70V69H103ZM102 70V71H103ZM142 70H144V69H142ZM17 71V70H16ZM23 71V70H22ZM64 71V70H63ZM66 71V70H65ZM62 72L60 75V77H62L63 78V75H64V73H66L67 74V71L66 72ZM68 71H70V70H68ZM72 71V70H71ZM71 71H70V74H71V76L69 75V73L66 75V77H70L71 79H72V82H76L75 84L74 83H72V82H70V83H72V84H74V85H77L78 87L81 85L80 83H79V79H81V77L79 78L78 77V81H76V79H77V77H76V79H75V77H73V76H76L75 74H73V73H71ZM100 71H98V72H100ZM105 71H106V69H105ZM104 71V72H105ZM1 72H3V71H1ZM4 72H5V70H4ZM8 72V71H7ZM7 72H5V73H1V75H2V77H3V75H5ZM12 72V71H11ZM10 72V75L13 73H11ZM21 72V71H20ZM19 72V74H21ZM94 72V71H93ZM104 72H102V74L104 73ZM137 72V71H136ZM33 73H34V71H33ZM92 73V72H91ZM110 73V72H109ZM9 74V73H8ZM14 74V73H13ZM23 74V76H25L24 75V73H22ZM63 74V75H62ZM132 74H134V71H133V73ZM136 74H138V73H136ZM7 75V74H6ZM29 75V74H28ZM69 75V76H68ZM92 75H94V74H92ZM95 75H97V73L95 72ZM100 75V74H99ZM99 75H97V76H99ZM18 76V75H17ZM57 76V75H56ZM78 76V75H77ZM112 77H113V75H111ZM1 77V78H2ZM5 77H7V76H4L2 79H4ZM20 77V79H21V81H22V76H19ZM27 76H25L24 77V79L26 78ZM60 77H59V79L58 80H62V78L60 79ZM74 78V80H73V78ZM96 77V76H95ZM100 77V76H99ZM9 78H10V76H9ZM29 78V77H28ZM31 78H33V76H31ZM36 78V77H35ZM34 78V79H35ZM51 78V77H50ZM64 78H65V75H64ZM11 79V78H10ZM13 79V78H12ZM11 79V80H12ZM14 79H15V76H14ZM19 79V80H20ZM69 79V78H68ZM68 79H64V80H67L68 81ZM102 79H103V77L101 78V81H102ZM120 79V78H119ZM7 80H9V79H7ZM26 81H28L27 79H25ZM25 80H23V82L25 83ZM29 80H30V78H29ZM37 80H39V79H37ZM36 80V81H37ZM58 80H56V82L58 81ZM70 80V79H69ZM86 80V79H85ZM88 80V79H87ZM10 81V80H9ZM17 81H18V79H17ZM67 81H64V84L67 86V84H68V82ZM83 81H84V79H83ZM83 81H81L80 80V82H83ZM131 81V82H132ZM34 82H35V80H34ZM33 82V80L31 79V83L33 84L34 83ZM59 83H60V81H58ZM62 82V81H61ZM79 83V85H78V83ZM87 82L88 81H86V84H87ZM124 82V81H123ZM23 83V84H24ZM39 83V82H38ZM54 83V82H53ZM58 83V84H59ZM67 83V84H66ZM84 83V82H83ZM90 83V86H91V81L89 82ZM15 84V83H14ZM13 84V85H14ZM17 84V83H16ZM19 84V83H18ZM21 84H22V82H21ZM21 84H19V85H21ZM31 84V85H32ZM57 84V83H56ZM61 84V83H60ZM59 84V86H50V87H54L55 89H56V87L58 88V90H59V93H58V91H57V89H56V94H55V91H54V94H53V96H43V95H48V93H46L47 92V90H46V92H44L43 90H45V88L42 86V87H39L38 88V93H39V96L42 98V97H44L42 100H43V102H45L46 103V106H51V104L49 105L48 103H49V101H54L56 98V96L57 97H60V99L62 98L63 100H64V98H63V96H61L62 95V93L60 94V89L62 88V90L63 89H65V91H67V89L71 86V84L70 85H68V87L66 88V86L64 85V84H61V85H64V87H62L61 85ZM85 84V85H86ZM26 85V84H25ZM25 85H23V86H25ZM28 85V84H27ZM27 85L25 86V87H27ZM34 85H36V84H34ZM34 85H32V86H34ZM85 85H83L82 84V86H80V88H78L77 86H74V87H71V90H74L76 87L78 88V90H77V88H76V92L75 91H72L74 94L75 93H77L78 94V96H79V90H80V93H81V91H82V87L83 86H85ZM135 85H138V84H135ZM29 86H30V84H29ZM45 86H47V85H45ZM60 86H61V88H60ZM87 86H89V84L87 85ZM86 86V87H87ZM95 86V85H94ZM3 87V86H2ZM9 87V86H8ZM16 90L18 91V90H20L19 88H22L23 89V87H22V85L18 88V85H16ZM86 87H85V91H83L84 93L85 92H87V90L88 89H86ZM98 87V86H97ZM135 87V86H134ZM14 88V87H13ZM28 88V87H27ZM32 88H34V87H32ZM36 88H37V86H36ZM36 88H34L33 90L35 91V89ZM42 88H43V90H42ZM48 88H49V86H48ZM53 88V89H54ZM60 88V89H59ZM90 88H92V90L94 89V87H90ZM95 88H96V86H95ZM131 88V87H130ZM139 88H140V86H139ZM21 89V90H22ZM50 90L52 89V88H49ZM49 89H48V91H49ZM97 89V88H96ZM147 89V90H148ZM4 90H7V89H4ZM9 90V89H8ZM29 90L31 91L32 89L29 87ZM32 90V91H33ZM37 90V89H36ZM44 92V93H46V94H40L42 91ZM132 90V89H131ZM23 91V90H22ZM24 91H25V88H24ZM27 91V90H26ZM33 91V92H34ZM41 91V92H40ZM90 92H87V95L90 93L91 95L93 94V97H94V95L96 94V93H93V92H91V90H89ZM93 91H95V90H93ZM2 92V91H1ZM7 92V91H6ZM14 92H16V91H14ZM33 92H31L32 93V95H34L33 94ZM36 92V91H35ZM68 93H69V91H67ZM66 92V93H67ZM71 92V91H70ZM71 92V93H72ZM95 92H98L97 90L95 91ZM104 92V91H103ZM120 92V91H119ZM144 92V91H143ZM8 93V92H7ZM12 93V92H11ZM22 93V92H21ZM20 92H19V94H21ZM27 93V92H26ZM53 93V92H52ZM65 93V92H64ZM64 94V95H66V97H65V100H69L71 97L74 99L75 97L72 95V94H68L69 96L70 95H72V96H68L67 94ZM84 93H82V101L84 102V96H85V94ZM121 93V92H120ZM119 93V94H120ZM129 93V92H128ZM5 94V93H4ZM10 94V93H9ZM14 94H16V93H14ZM13 94V95H14ZM23 94V93H22ZM22 94H21V96H22ZM28 94V93H27ZM58 94V95H57ZM77 94H75V96L77 95ZM89 94V96L92 98V96ZM100 94H101V91H100ZM116 94V93H115ZM29 97L31 96V94H30V92H29ZM36 95V94H35ZM35 95H34V99H36L35 98ZM52 95V94H51ZM54 95H56L55 97H54ZM87 95H86V97H87ZM96 95H98L97 97H100L101 95H99V93L98 94H96ZM95 95V96H96ZM102 97H103V99H105V98H107L106 100L108 101V99H109V101H110V97L108 96L107 97V95H109V93L108 94H106V95H104L103 93H102ZM125 95V94H124ZM144 95V94H143ZM8 96V95H7ZM24 96V95H23ZM38 96V97H39ZM77 96V100L76 99H74L75 101H73V102H69L70 100H73L72 98L69 100V101H66V102H64V103H71V105H72V103L74 104H76V105H74V106H76L78 109L80 108V110H78L77 111V114L78 115H80V114H83L84 115V112L86 111L85 109H86V107H87V109H89L88 108V106L90 107V109H89V111L92 113V109L91 108H94V107H91L90 105H88V103H87V99L89 98V96H88V98L86 99V101L84 102V103H82V101L80 102L79 100H78V98L80 99V97L81 96H79L78 97ZM106 96V97H105ZM132 96V95H131ZM24 97H26V94H25V96ZM32 97V96H31ZM37 97V98H38ZM46 97L49 99V101H48V99L46 100ZM50 97V98H49ZM69 97V98H68ZM97 97H95L96 99H97ZM119 97V96H118ZM115 98L114 99V96H113V99H114V101L116 102V100L117 99H119V98ZM136 97V96H135ZM19 98H21V97H19ZM52 98H55V99H52ZM95 98H93L94 100H95ZM121 98V97H120ZM123 98H125V97H122V99H120V100H124L125 101V99H123ZM8 99V98H7ZM13 99V98H12ZM11 99V100H12ZM23 99V98H22ZM22 99H21V101H22ZM28 99V98H27ZM31 99V98H30ZM52 99V100H51ZM59 99V100H60ZM61 99V100H62ZM93 99H91V102H90V100H89V102H90V104L92 105H96L97 104V102L96 101H98V100H96V101H94V103L92 102L93 101ZM14 100H16V99H14ZM32 100V99H31ZM41 100V99H40ZM45 100V101H44ZM62 100V101H63ZM64 100V101H65ZM5 101V100H4ZM4 101H2L3 103H5ZM23 101H25V99H23ZM36 101V100H35ZM47 101V102H46ZM58 101V100H57ZM56 101V102H57ZM79 101V102H78ZM100 101V100H99ZM98 101V102H99ZM105 101V100H104ZM103 101V102H104ZM106 101V102H107ZM114 101H111L112 103L114 102ZM0 102H1V100H0ZM6 102H7V100H6ZM8 102H10V101H8ZM14 102H16V101H14ZM34 102V101H33ZM37 102V101H36ZM43 102L42 101H40V102H38V106L40 105V104H42L43 105ZM55 102V101H54ZM78 104H82V105H77V103ZM101 102H102V100H101ZM101 102H99V105H103L104 103H102L101 104ZM110 102V103H111ZM118 102V101H117ZM116 102V103H117ZM13 103V102H12ZM25 103V102H24ZM27 103V102H26ZM29 103V102H28ZM51 103V102H50ZM59 103V102H58ZM67 103V104H68ZM87 103V106L85 105ZM109 103V102H108ZM116 103H114L115 105H116ZM120 103H121V101H120ZM2 104V103H1ZM1 104H0V106H1ZM21 104V103H20ZM34 104H36L35 102H34ZM57 103H53V107H52V113H56V116H57V111H58V108H57V105H56ZM66 104V105H67ZM5 105V104H4ZM8 104H6V106H7ZM40 105L39 107H40V110L42 109V111L44 110V108L46 109V106L45 105ZM63 105V104H62ZM98 105V104H97ZM97 105L95 106V108L97 107ZM105 106H106V104H104ZM103 105V106H104ZM109 105V104H108ZM119 105H121V104H119ZM132 105V106H133ZM38 106H36V107H38ZM54 106L57 108V111H56V109L54 108ZM86 106V107H85ZM110 106V105H109ZM160 106H161V108H160ZM18 107V106H17ZM21 107V106H20ZM28 107H30V106H28ZM61 107H63V106H61ZM73 107V106H72ZM70 105L68 106V107H66V108H69V109H71L72 108ZM107 107V106H106ZM105 107V108H106ZM111 107H113V104H112V106ZM120 107V106H119ZM123 107H124V109H125V111H126V108H128L129 109V107L127 106V107H125V105H123ZM3 108V107H2ZM1 108V109H2ZM23 108V107H22ZM54 108V109H53ZM97 108H99V110H100V108H102V107H97ZM96 108V113H97V111H98V113H99V110ZM104 107L100 110V113H101V111L103 110V111H106L107 109H109L108 107H107V109L106 110H104L105 109ZM114 108H115V106H114ZM112 109L113 110V115L115 114V116L117 115V113H115L114 111L115 110H117L116 108L115 109ZM133 108V107H132ZM9 109V108H8ZM30 109H33V107L32 108H30ZM51 109V108H50ZM50 109H47V111H46V113H49V110ZM63 109H64V107H63ZM76 108H73V110L71 109L70 111L72 112V116H70V111H69V113L66 111V113H64L63 114V111H62V114L65 116L66 114H68L67 116L68 117H65V121L66 120H68V118L69 119H72V117H76L77 119V121H79V123H77V126H80L81 128L83 127L84 129V133L83 134H86V132H85V130L87 129H85V127L83 126L84 125V123H85V121H87L88 120V118L90 119V112H88L86 115H88L89 113V117H87V116H83L82 117V119L81 120H79L80 118L79 117H77V115H74V111H76L75 110ZM131 109V108H130ZM94 110V113L93 114H95V109H93ZM111 110V111H112ZM6 111V110H5ZM36 110H34V112H35ZM51 111V110H50ZM56 111V112H55ZM102 111V113L104 114V112ZM132 111H133V109H132ZM131 111V112H132ZM1 112H2V110H1ZM0 112V113H1ZM9 112V111H8ZM38 112H40V111H38ZM45 112V111H44ZM59 112H60V114H58V115H60V118H61V116H62V114H61V110L59 109ZM87 112V111H86ZM85 112V113H86ZM109 112V111H108ZM130 112V111H129ZM128 112V113H129ZM165 112H166V110H165ZM168 112V111H167ZM2 113H4V112H2ZM10 113H13L12 111L10 112ZM14 113H16V112H14ZM18 113V112H17ZM21 113V112H20ZM37 113V112H36ZM35 113V114H36ZM128 113H126V114H128ZM168 113V114H169ZM5 115H6V113H4ZM38 114V113H37ZM40 114H41V112H40ZM44 114V113H43ZM93 114L91 115V117H93ZM112 114H110L111 116H112ZM146 114V119H147V121H148V123L149 122H151V123H149V124H151V127H152V129H151V131L152 132H150L148 129L150 128L149 127V125H147V124H145L146 126H144L143 125V123H147V121H146V119H145V116L144 115ZM1 115V114H0ZM14 115V114H13ZM16 115V114H15ZM27 115V114H26ZM50 115V114H49ZM125 115V114H124ZM132 115H134V114H131V116ZM39 116V115H38ZM44 116V115H43ZM63 116V117H64ZM110 116V117H111ZM170 116V115H169ZM1 117V116H0ZM18 117V116H17ZM25 117V116H24ZM31 117V116H30ZM45 117V116H44ZM81 117V116H80ZM87 117V120L85 119ZM105 117L106 118H108L109 116H106L105 115ZM105 117H102V119L103 120H105ZM112 117H114V116H112ZM118 117V116H117ZM126 117H128L127 119L125 118V120H128V121H126V122H128V124L130 125V120H129V114L126 116ZM168 117V116H167ZM11 118V120H13L12 119V117H10ZM15 118V117H14ZM97 118V117H96ZM115 118V117H114ZM113 118V121H111L112 122V124H113V122L115 123V121H116V123L115 124H117V118L116 119H114ZM7 119H8V117H7ZM16 119H18V118H16ZM15 119V120H16ZM19 119H20V117H19ZM24 119V118H23ZM41 119V118H40ZM49 119H50V116H49V118H48V121H49ZM56 119H58V118H56ZM93 119V118H92ZM91 119V120H92ZM99 120L97 121V120H92V122L94 123V121L96 122V123H100V122H103L104 123V121L101 119V117H99L98 118ZM100 119L102 120V121H100ZM124 119V118H123ZM11 120H9L10 122H12ZM21 120V119H20ZM28 120V119H27ZM61 120V119H60ZM59 120V121H60ZM85 120V121H84ZM107 120V119H106ZM109 120H112L111 118H109ZM146 121V122H144V121ZM169 120H171V117H170V119ZM3 121V124H5L6 123V121H5V123H4V119L2 120ZM8 121V120H7ZM31 121V120H30ZM56 121V120H55ZM70 121V120H69ZM72 121H74V119H72ZM71 121V122H72ZM77 121H75L74 123H73V125L77 122ZM84 121V122H83ZM124 121V120H123ZM164 121V123L162 124V122ZM180 121V120H179ZM22 122V121H21ZM31 122H33V121H31ZM69 123V124H67V125H71L72 123ZM83 122V124H82V126L80 125V123H82ZM89 122H91L90 120H88L87 121V123H88V125L90 124L91 126H92V128H91V126H90V132H88L89 130L87 129L86 131L88 132V134L90 133L91 134V131H92V129H93V126H94V124L91 122V123H89ZM167 122V121H166ZM171 122V121H170ZM2 123V122H1ZM51 123H53V122H51ZM55 123V122H54ZM52 124V125H50V127L51 126H54L55 124ZM67 123V122H66ZM66 123H65V125H66ZM110 123V122H109ZM109 123H106V126L108 127V124ZM11 124V123H10ZM16 124V123H15ZM14 124V125H15ZM24 124V123H23ZM37 124V123H36ZM58 125H59V123H57ZM93 124V125H92ZM124 124V123H123ZM128 124L126 123V126L124 125V127H125V129L126 130H128V128H126L127 126H128ZM162 124V125H161ZM9 125V124H8ZM18 125H20V124H18ZM57 125V126H58ZM63 125V124H62ZM64 125V126H65ZM71 126V128H70V130L68 129V131H67V133L64 131L63 132V135H59V133L61 132L60 130V132L58 133V135H56V136H58V137H56V139L57 140H60V139H58V138H60V136H63L62 138H64L65 137V135H66V137L68 136L67 134H69V132H70V134H69V136L71 135V136H73V135H75L76 134V137H78V135L77 134H79L80 132L78 131L79 129L80 130H82L81 128H76V124H75V126ZM96 126H97V124H95ZM102 124L100 123V125H99V127L101 126ZM114 125V124H113ZM122 125V124H121ZM161 125V126H160ZM172 124H170L169 123V126H171ZM178 125V124H177ZM1 126H2V124H1ZM11 126V125H10ZM13 126V125H12ZM12 126H11V129H14V128H16L15 126H13V128H12ZM37 126H38V124H37ZM42 126V125H41ZM103 126V125H102ZM101 126V127H102ZM114 126H116V125H114ZM143 126H144V128H148V129H144L143 128ZM166 126H167V124H166ZM168 126V127H169ZM189 126V125H188ZM2 127H6V125L5 126H2ZM8 127V126H7ZM21 127V126H20ZM31 127H33V126H31ZM66 127V126H65ZM65 127H64V129H65ZM107 127H104V129H103V131H102V128L100 129L101 131H102V135L104 136V134L103 133H105L106 131L105 130H107L106 128ZM120 127H122V126H120ZM178 127V126H177ZM19 128V126H17V128L16 129H18ZM23 128V127H22ZM42 128H45L46 129V127H42ZM41 128V129H42ZM55 128V127H54ZM57 128V127H56ZM61 128V127H60ZM59 128V129H60ZM94 128H96V127H94ZM112 128H113V126L112 127H110V131L111 132H109V133H111V134H115L114 132V129L112 130ZM116 128V127H115ZM123 128V127H122ZM160 128V129H161ZM170 128H172V127H170ZM182 128V127H181ZM7 129V128H6ZM24 129V128H23ZM38 129V128H37ZM40 129V128H39ZM45 129H43V130H45ZM47 129H49L48 127H47ZM63 128H62V131L64 130ZM98 129L99 128H97V130L96 131H98ZM163 129H164V126H163ZM169 129V128H168ZM20 130H22L21 128H20ZM94 130V129H93ZM119 130H121V129H119ZM123 130V129H122ZM142 130H143V132L144 131H149V133L147 134V132H145V134L142 132ZM0 131H1V129H0ZM17 131V130H16ZM15 131V132H16ZM51 131V130H50ZM95 131V132H96ZM114 131V132H113ZM4 131H2V133H3ZM12 132H13V130H12ZM14 132V133H15ZM22 132H23V130H22ZM25 132V131H24ZM39 132V131H38ZM78 132V133H77ZM165 132H169V131H165ZM182 132V131H181ZM82 133V132H81ZM99 133V132H98ZM98 133L96 134V137L97 136H99L98 135ZM143 133V134H142ZM170 133V132H169ZM169 133H168V135H169ZM4 134V133H3ZM10 134H12V133H10ZM44 134V133H43ZM65 134V135H64ZM81 135L82 136V138L84 139L85 137H83L84 135ZM87 134V136H89ZM92 134H93V131H92ZM95 134H93V135H95ZM99 134H101V132L99 133ZM107 133H105V136L104 137H102V139L104 138H106L107 137V135H106ZM120 134V133H119ZM157 134H161L162 135V131H161V133L158 131V133ZM163 134H165L164 132H163ZM7 135H9V134H7ZM17 135V134H16ZM23 135V134H22ZM21 135V136H22ZM47 135V134H46ZM45 135V136H46ZM93 135H91L92 136V139L90 138L88 141H89V144L91 145L92 144V148H91V151H93L94 152V154H93V152L91 153H88L92 158L93 157H95V151H96V147H97V145H95V144H93V143H95V141L97 142V139L99 138H97L96 140H94L92 143H90V141H92L93 140ZM147 135V136H146ZM158 135V137H155V138H159L160 136ZM168 135H166V138H167V136ZM19 136V135H18ZM42 136V135H41ZM69 136H68V138H67V140L68 141H70V139H71V137L69 138ZM80 135H79V137H81ZM101 136V135H100ZM119 136V138H120V135H118ZM123 136H121V137H123ZM163 136V135H162ZM3 137H5V136H3ZM29 137H30V135H29ZM65 137V138H66ZM75 136H73V138H74ZM95 136H94V138H96ZM112 137V136H111ZM116 136H114V137H112L111 139H113V138H115ZM125 137H128L127 138V140H126V138ZM169 138H170V135L168 136ZM173 137L174 136H172V138H170V139H172L173 140ZM0 138H1V136H0ZM20 138V137H19ZM41 138V137H40ZM43 138V137H42ZM49 138V137H48ZM64 138V143L63 144H60V143H58V141L57 140H55V144L57 145V147L54 145V141L53 140H51L50 139V141H49V139L48 140H46L47 142L49 141V144H47L46 145V143L47 142H45V140H44V142H45V144L43 145L44 147H45V150L43 149V147H41V146H39L40 145V142H41V139H40V141H39V145H37V150H38V146L39 147H41L40 149L43 151H41L42 152V154H43V157L45 156L44 155V153L46 152H48V149L50 150L49 151V153L48 154H51L50 152H53V151H55V153H53V155L56 157V155L55 154H57V153H60L61 152V154L66 150V149H68V147L66 146V145H70L69 144V142L66 140ZM72 138V139H73ZM108 138V137H107ZM141 138H143L142 136H141ZM154 138V139H155ZM164 137H162V139H163ZM164 139L163 141H170L169 139ZM187 138V137H186ZM18 139V138H17ZM25 139V138H24ZM86 139L87 138H85L84 140H85V142L86 143H88L87 141H86ZM103 139V140H104ZM110 139V142H113L112 140ZM6 140V139H5ZM9 140V139H8ZM14 140H15V138H14ZM73 140H75V142L77 141V138H74ZM72 140V141H73ZM80 140V139H79ZM82 140V139H81ZM102 140V141H103ZM120 140H123V138H120L119 139V144H120ZM138 140V142H140ZM143 140H145V141H143L144 143L146 142V139H143ZM149 140V141H148ZM11 141V140H10ZM18 141H19V139H18ZM23 141H26V140H23ZM72 141H70V143H75V142H72ZM101 141V139L99 138V140H98V142H100ZM105 141H108V143H110L109 142V140H105ZM115 141V140H114ZM155 141H157V142H155L157 145H158V139L157 140H155ZM184 141V140H183ZM28 142V141H27ZM30 142V141H29ZM53 142V146H54V148L56 147V148H58V146H59V148L61 149L60 151L59 150H57L56 148V150H52V148H53V146H52V143ZM59 142H61V140L59 141ZM63 142V141H62ZM66 142V143H65ZM98 142H97V144H98ZM104 142V141H103ZM122 142V144H124ZM143 142H142V145H144L143 144ZM147 142H148V144H149V142H150V138L148 139L147 138ZM146 142V143H147ZM1 143V142H0ZM3 143V142H2ZM1 143V144H2ZM22 143V142H21ZM38 143V142H37ZM77 143H79V141L77 142ZM81 143V142H80ZM108 143H106V144H108ZM114 143V142H113ZM133 143H137V141L136 142H133ZM167 144V142H162L161 144ZM174 143H176V142H174ZM173 143V144H174ZM191 143V142H190ZM26 144V143H25ZM25 144L24 145H22L23 146V148L22 149H24V146H25ZM33 144V143H32ZM51 144V145H50ZM60 144V145H59ZM65 144V145H64ZM72 144V145H73ZM88 144V146H90ZM100 144V143H99ZM103 144V143H102ZM118 144V145H119ZM5 145V144H4ZM9 145V144H8ZM12 145V144H11ZM18 145V144H17ZM49 145V146H48ZM61 145H64L65 147H67L66 149H62V148H64V147H60ZM83 145L85 146V143H82V152H83ZM87 145V144H86ZM93 145L94 146H96V147H93ZM109 145V144H108ZM114 144H112V147L114 148V149H116L117 148V146L116 147H114L113 146ZM134 144H132L131 146H133ZM138 145V144H137ZM141 145V144H140ZM151 145H153L152 143H151ZM168 145H172V144H168ZM176 145V144H175ZM1 146V145H0ZM18 146H20V145H18ZM32 147H33V145H31ZM30 146V147H31ZM78 146V144L75 146L76 147V150H77V147ZM100 146H101V144H100ZM103 146H105V144L103 145ZM128 146V147H129ZM131 146L129 147V151L128 150H126L125 149V151L123 152L124 154H123V156H122V158H120V160L119 161H121V159H122V161H124L123 159V157H124V155H128V154H130L131 155V150H133V149H130L131 148ZM147 146V145H146ZM156 146V145H155ZM162 146V145H161ZM181 146V145H180ZM179 146V147H180ZM4 147H7V145L6 146H4ZM4 147H2V148H4ZM17 147V146H16ZM32 147H31V150L30 151H32ZM72 147V151L73 152H75L74 151V146H71ZM80 147V148H81ZM86 147V146H85ZM84 147V148H85ZM98 147H99V145H98ZM97 147V148H98ZM106 147H109V146H105V147H102V148H104L103 149V151H105V148ZM111 147V146H110ZM119 147H121L120 145H119ZM139 147V146H138ZM164 147V146H163ZM204 147V148H205ZM13 148V147H12ZM27 148V147H26ZM28 148H29V144H28ZM35 148V147H34ZM58 148V149H59ZM74 148V149H73ZM79 148V149H80ZM88 148V147H87ZM136 149H135V151L136 150H138L137 149V147H135ZM140 148V147H139ZM144 148V147H143ZM154 149H155V147H153ZM1 149V148H0ZM92 149H94V150H92ZM120 149V148H119ZM119 149L117 150V152L119 151ZM122 149V148H121ZM183 149V148H182ZM209 149V150H210ZM7 149H5V151H6ZM15 150V149H14ZM64 150V151H63ZM98 150H101V147H100V149L98 148L97 149V152H99ZM149 150H151V149H149ZM148 150V151H149ZM158 150H160V149H158ZM8 151L11 153V154H13L11 151H10V149H8ZM7 151V152H8ZM17 151V150H16ZM19 151V150H18ZM24 151V150H23ZM27 151V150H26ZM25 151V153H26V155H27V152ZM29 151V152H30ZM34 151L35 152H33V153H35V155H36V149H34ZM45 151V152H44ZM63 151V152H62ZM70 151V149H68V152ZM81 151V149L79 150V152ZM90 151V150H89ZM107 152H108V149L106 150ZM105 151V152H106ZM161 151V150H160ZM165 151V150H164ZM7 152H5L6 154H8ZM21 152V151H20ZM19 152V154L21 155L22 153H20ZM40 151H39V154L41 153ZM72 152V153H73ZM96 152V153H97ZM106 152V153H107ZM121 152V151H120ZM128 152V153H127ZM145 152V151H144ZM150 152V151H149ZM156 152V151H155ZM154 152V155L156 154ZM180 152V151H179ZM206 152V151H205ZM210 152V151H209ZM4 153V154H5ZM38 153V152H37ZM76 153V152H75ZM72 154V155H75L76 156V154ZM86 153V152H85ZM105 153V154H106ZM133 153H134V150H133ZM136 153H138V152H136ZM141 153V152H140ZM158 153V152H157ZM184 153H185V151H184ZM211 153V152H210ZM14 154H16V152L14 153ZM13 154V155H14ZM29 154V153H28ZM47 154V155H48ZM64 154V153H63ZM84 153H82V155H83ZM87 154V153H86ZM98 154V153H97ZM96 154V155H97ZM99 154H101V152L99 153ZM152 154H153V151H152ZM151 154V155H152ZM177 154V153H176ZM180 154V153H179ZM206 154V153H205ZM17 155H18V153H17ZM25 155V154H24ZM31 155H32V152H31ZM38 155V154H37ZM52 155V160L54 161V162H56L57 160L54 158V156ZM68 155H70L71 156V154H70V152L69 153H67V156ZM88 155V156H89ZM120 155V154H119ZM119 155L117 154V156L119 157ZM122 155V154H121ZM6 156V155H5ZM5 156H4V158H5ZM14 156H16V155H14ZM23 156V155H22ZM29 156V155H28ZM27 156V157H28ZM62 156V155H61ZM66 156V158L63 156L62 158L63 159H65L66 160V162H67V160H68V158H70V157H67ZM78 156H80V153H78ZM85 156V155H84ZM98 156V155H97ZM102 156V155H101ZM100 156V157H101ZM141 156H143V155H141ZM146 156V155H145ZM161 156H162V154H161ZM175 156V155H174ZM173 156V157H174ZM182 157H183V154L181 155ZM7 157H9V154H8V156ZM12 157V156H11ZM38 157H40V156H38ZM42 156H41V158H43ZM82 156H80V158H78L80 161H84L83 162V166L85 165L84 163L85 162H88L87 160H91V157H89L88 159H86V161L85 160H83V159H85V158H87V155H86V157H84L83 159L81 158ZM99 157V156H98ZM98 158L99 160L101 159V158ZM116 157V156H115ZM118 157L116 158V159H118ZM165 157V156H164ZM10 158V157H9ZM22 158V157H21ZM25 158V157H24ZM31 158H34L33 156L31 157ZM49 158V157H48ZM48 158L47 157H45L44 159H45V161H47L46 163L48 164L50 161H52V160H50V161H48ZM76 158V157H75ZM97 158V157H96ZM96 158H95V160H94V164H95V161H96ZM108 158V157H107ZM113 158H114V156H113ZM144 158V157H143ZM148 158V157H147ZM153 158V157H152ZM172 158V157H171ZM174 158H176V156L174 157ZM179 159L178 160H182V158L180 159V156L178 157ZM184 159H185V161L188 159L187 157V159L185 158V157H183ZM8 159V158H7ZM36 159V158H35ZM38 159V158H37ZM40 159V158H39ZM38 159V160H39ZM55 159V160H54ZM71 159V161L73 160L72 158H70ZM115 159V160H116ZM125 159H127V158H125ZM128 159H131V158H128ZM128 159L127 160H125L126 162L128 161ZM150 159V158H149ZM164 159V158H163ZM173 159V158H172ZM192 159V158H191ZM3 160V159H2ZM27 160V159H26ZM41 160V159H40ZM98 160V161H99ZM110 160V159H109ZM114 160V161H115ZM132 160V159H131ZM146 160V159H145ZM173 160H175V159H173ZM215 160V159H214ZM10 161V160H9ZM18 161H21V162H23L24 163V159L22 158V160L20 159V158H18ZM29 161H32V159L31 160H28V162L27 163H30ZM36 161V160H35ZM70 160H68V162H69ZM79 161V162H80ZM92 161V160H91ZM91 161H89V163H91ZM97 161V162H98ZM102 161H106V160H103V158H102ZM101 161V163L99 162V165L98 166H102L101 164L102 163H104V162H102ZM136 161V160H135ZM158 161H159V159H158ZM184 161V162H185ZM195 161H196V159L194 160V157H193V162L195 163ZM1 162V161H0ZM8 162V161H7ZM54 162H52V164H56V163H54ZM66 163V166H68V164H70V163ZM72 162H74V161H72ZM71 162V163H72ZM125 162V163H126ZM128 162H130V161H128ZM133 163H134V161H132ZM143 162H145V161H143ZM147 162V161H146ZM145 162V163H146ZM152 162H156V161H152ZM152 162H150V163H152ZM175 162H177V160H175ZM187 162V161H186ZM190 162H192V161H190ZM12 163V162H11ZM14 163V162H13ZM22 163V164H23ZM81 163V162H80ZM80 163H78V164H80ZM88 163V164H89ZM107 164L109 163V162H106ZM106 163H104L105 165H106ZM112 163H115V162H112ZM122 163H124V162H122ZM137 163H138V161H137ZM139 163H140V161H139ZM141 163H142V161H141ZM145 163H143L142 164V167H145V166H143V165H145ZM147 163H149V162H147ZM146 163V164H147ZM149 163V164H150ZM159 163V162H158ZM171 163H174V161L172 162L171 161ZM194 163H189V164H192V167H194L195 165H193ZM1 164V163H0ZM64 164V163H63ZM78 164H76L77 166H78V168H80L81 167V165H82V163H81V165H78ZM87 163H86V165L85 166H87L88 165ZM120 164V163H119ZM130 164H132V163H130ZM175 164H178V162L177 163H175ZM180 164V165H179ZM179 166H181V163H180V161H179ZM3 165H4V163H3ZM5 165H7V164H5ZM34 165H35V163H34ZM33 165V166H34ZM49 165V164H48ZM47 165V166H48ZM62 165V164H61ZM113 165V164H112ZM124 166H125V164H123ZM127 165H129V164H127ZM152 165V164H151ZM151 165H149L150 167H151ZM176 166V165H174L175 167H173V168H176V169H178L177 167H179V166ZM183 165H185V163H183ZM2 166V165H1ZM15 166V165H14ZM19 166H20V164H19ZM30 166H31V163H30ZM39 166V165H38ZM40 166H41V164H40ZM46 166V167H47ZM63 166V165H62ZM65 166V167H66ZM71 166V165H70ZM70 166H68V167H70ZM73 166V165H72ZM71 166V167H72ZM83 166H82V168H83ZM84 166V167H85ZM95 167L97 166V164H95L94 165ZM94 166H93V170H92V165H89V167H85L84 169L86 170V169H91L93 172H94V175L92 176V175H90V171L88 172L89 173V175L87 176L86 174H88L84 169H81L82 171L81 172H83V171H85V172H83L82 173V178H81V180L82 179H84L85 181H86V179H87V181H90V179H89V176H92L93 178L92 179H94V178H96L95 176H97L98 177V179L96 178V179H94V181L95 180H97V183H98V180H99V176L97 175V170H99V169H97L96 170V174H95V169H94ZM97 166V167H98ZM104 166V165H103ZM103 166H102V169L104 170V168H103ZM108 166H109V164H108ZM130 166V165H129ZM128 166V168H131L132 169V165L129 167ZM136 165H134V167H135ZM149 166L147 165V167L149 168ZM166 166V165H165ZM165 166H164V168H165ZM187 166V165H186ZM186 166H183V168L182 169H180L179 168V171H177V170H175L174 169V171H176V172H180L181 173V171L180 170H182L183 171V169H184V171H183V173L185 174V173H187L188 174V170H187V167ZM191 166V165H190ZM189 166V167H190ZM26 167V166H25ZM42 167H43V169L45 168L46 169V172H48L49 174H51V172H52V176H53V178L55 179L56 178V180L57 179H59V177H58V175L60 176V174L58 173V171H56L55 172V170H51V168H46V167H44L43 165H42ZM74 167V170H75V165L73 166ZM104 167H106V166H104ZM113 167V166H112ZM139 167V166H138ZM146 167V168H147ZM152 167H154V165H152ZM185 167V168H184ZM191 167V169H195V167H196V169H197V165L194 167V168H192ZM1 168V167H0ZM5 168V167H4ZM41 168V167H40ZM101 168V167H100ZM107 168V169H106ZM105 168V172L106 173H108V176L107 177H109V178H107V180L108 179H110L109 180V182H110V185H112L111 184V175L109 176V173L111 172V171H109V169H108V167H106ZM136 168V167H135ZM140 168V170L142 171V169H141V167H139ZM139 168H138V170L137 171H140L139 170ZM147 168V169H148ZM172 168V167H171ZM12 169V168H11ZM24 169H26V168H24ZM28 169V168H27ZM30 169V168H29ZM36 169H39L38 167L36 168ZM35 169V170H36ZM51 171H49V170ZM58 169V168H57ZM56 169V170H57ZM69 169V168H68ZM101 169V170H102ZM114 169V168H113ZM116 169V171H117V168H115ZM121 169H122V167H121ZM124 169V168H123ZM126 169V168H125ZM130 169V170H131ZM196 169L194 170V171H196ZM2 170V169H1ZM5 170V169H4ZM7 170V169H6ZM41 170H42V168H41ZM40 170V172H42ZM48 170V171H47ZM59 170V169H58ZM67 170V168H65V171ZM71 170H73V169H70L69 171H71ZM73 170V173H76L75 171ZM103 170H102V172H103ZM127 171H125V172H127L126 173V175L127 174H132L131 172H128L129 171V169H126ZM134 170V169H133ZM146 171V169L144 168L143 169V171ZM149 170V169H148ZM148 170L146 171V173H148ZM156 170V169H155ZM186 170V171H185ZM16 171V170H15ZM23 171V170H22ZM26 171V170H25ZM34 171V170H33ZM45 171V170H44ZM42 172V173H44V176L47 178V176H48V173L45 175V173L46 172ZM64 171V172H65ZM132 171V170H131ZM153 171H154V168H153ZM152 171V172H153ZM191 171H193V170H191ZM190 171V172H191ZM35 172V171H34ZM81 172H79V173H81ZM133 172V171H132ZM152 172H149L148 174H152L151 176H152V179L155 177L156 179H159L158 177V175L160 174L161 175V173H155V174H153ZM161 172V171H160ZM163 172V171H162ZM170 172V171H169ZM190 172H189V174H190ZM196 172H200L201 173V171H199V170H197ZM196 172H195V175H198V174H196ZM207 173L209 172V171H206ZM4 172H0V175L1 174H3ZM5 173H6V171H5ZM3 174L5 177H6V175H7V173L6 174ZM11 173V172H10ZM31 173V172H30ZM38 173V172H37ZM37 173H35V174H37ZM54 173H56V174H54ZM66 173H67V171H66ZM79 173H78V175H79ZM86 173V174H85ZM106 173H104L103 172V174H106ZM123 173V172H122ZM134 173V172H133ZM145 173V172H144ZM144 173H143V175H144ZM146 173H145V176H144V178L146 177ZM172 173H174V172H172ZM199 173V174H200ZM205 173V172H204ZM224 173V172H223ZM13 174V173H12ZM11 174V175H12ZM18 174V173H17ZM24 174V173H23ZM25 174H26V172H25ZM68 174V173H67ZM98 174H100V178H101V172L100 173H98ZM110 174H112V172L110 173ZM121 174V173H120ZM125 174V173H124ZM147 174V175H148ZM167 174V173H166ZM191 174H193L194 175V173L192 172ZM189 175V176H187L186 174V176L188 177L187 179H192V178H190L192 175ZM202 174V173H201ZM206 174V173H205ZM211 174V173H210ZM28 175V174H27ZM30 175V174H29ZM39 175V174H38ZM37 175V176H38ZM54 175H56V176H54ZM64 175V174H63ZM62 175V176H63ZM77 175V176H78ZM139 175V174H138ZM137 175V176H138ZM168 175V174H167ZM194 175V176H195ZM207 175V174H206ZM14 176V175H13ZM22 176V175H21ZM32 176H34V175H32ZM41 176V174L39 175V177ZM51 175H49L48 176V178L50 177ZM51 176V177H52ZM68 176V175H67ZM71 176V175H70ZM75 176V175H74ZM85 176H87L86 178H84ZM104 176V178H105V175H103ZM102 176V177H103ZM121 176V175H120ZM129 176V175H128ZM156 176H158V177H156ZM162 176V175H161ZM177 176V175H176ZM210 176H213L212 174L210 175ZM10 178L11 176H7V178ZM26 177V176H25ZM42 177H43V174H42ZM44 177V178H45ZM58 177V178H57ZM61 177V176H60ZM65 177V176H64ZM64 177H62V178H64ZM69 177V176H68ZM76 177V176H75ZM127 177V176H126ZM180 177V176H179ZM179 177H175V179L176 180H178V178ZM197 176H195V178H196ZM219 177V176H218ZM223 177V176H222ZM0 178L2 179H4L5 180V182L7 181V180H12V182L10 181V183H14L13 182V179H7L6 180V178H4V177H1L0 176ZM13 178V177H12ZM27 178V177H26ZM30 178V177H29ZM35 178V177H34ZM37 178V177H36ZM44 178H42V179H44ZM53 178H51L50 180H52L54 183H50V182H52V181H47V183L49 182L50 183V185H52V186H50V190L52 191V187L55 185H57L58 183V181H56V180H54ZM70 178V177H69ZM91 178V177H90ZM105 178V179H106ZM122 178V177H121ZM120 178V179H121ZM124 178V177H123ZM131 178V177H130ZM130 178H128V179H130ZM139 178H141V177H139ZM155 178H154V180L151 182V183H153V185L156 183V185L158 184V182H157V180L155 181ZM164 178V177H163ZM174 177H172V179L171 180H173L174 181V179H173ZM194 178V177H193ZM212 178V177H211ZM220 178V177H219ZM18 179V178H17ZM20 179V178H19ZM65 179H66V177L64 178V181H65ZM72 179H73V177H72ZM114 179H116V180H120L118 177H114ZM114 179H113V181H114ZM138 179V178H137ZM151 179V180H152ZM187 179H183L185 182L186 181H188ZM198 179V178H197ZM228 179V180H229ZM45 180V179H44ZM46 180H48V179H46ZM46 180L45 181H43V183L45 182V184H46ZM70 180V179H69ZM78 180H79V178H78ZM106 180V181H107ZM121 180H123V179H121ZM126 180V179H125ZM140 180V179H139ZM144 180V179H143ZM170 180V179H169ZM175 180V181H176ZM181 180V179H180ZM183 180L181 181L182 183H183ZM209 180V179H208ZM207 180V181H208ZM223 180V179H222ZM2 181V180H1ZM18 181V180H17ZM36 181H37V179H36ZM39 181V180H38ZM55 181H56V184H55ZM103 182V180H99V182ZM112 181V182H113ZM127 181V180H126ZM135 181V180H134ZM155 181V182H154ZM161 181L163 182L162 184H160V186H165L166 184H164V183H166L167 182V180H162L161 179ZM160 181V182H161ZM174 181V182H175ZM192 182L193 181H196V179L194 180H191ZM210 181H212V180H210ZM225 181V180H224ZM4 182V181H3ZM3 182H1L0 184H2V185H0V186H3ZM9 181H7L6 183H8ZM19 182H20V180H19ZM59 182H62L60 185L63 187V188H65L64 187V185L66 184L65 182H63L62 180H61V178H60V180H59ZM67 182H68V178H67ZM105 182V181H104ZM145 181H143V183H144ZM185 182H184V184H185ZM189 182V181H188ZM198 182H199V179H198ZM197 182V183H198ZM9 183V184H10ZM17 183V182H16ZM32 183V184H31ZM31 183H29V184H31V188H32V185L34 186V183L33 182H31ZM43 183H41V184H43ZM65 183V184H64ZM73 182L71 181V184H72ZM79 183V182H78ZM82 183H85V182H83V180H82ZM86 183H89V182H86ZM85 183V184H86ZM91 183H93V181L91 182ZM94 183H96V182H94ZM117 183V182H116ZM134 183V182H133ZM182 183H180L179 182V184L181 185ZM197 183L195 182V183H193L194 185L196 184L197 185ZM208 183H209V181H208ZM220 183V182H219ZM222 183V182H221ZM15 184V183H14ZM26 184V183H25ZM24 184V185H25ZM67 184H69V183H67ZM71 184H69L71 187L72 186H74V185H71ZM107 184V182L105 183V185ZM109 184V183H108ZM115 184V183H114ZM126 184V183H124V182H121V184L119 183V185H120V187L122 188V187H124V185ZM132 184V183H131ZM135 185V187H137L136 186V183H134ZM142 184V183H141ZM179 184L177 183L176 184V182L174 183V185L176 186V187H179ZM187 184L191 187V183H187L186 182V187L185 188H183L182 190H180V187H179V189L178 188H175V187H173L174 185H172V187L173 188H175L176 189V192L178 191H180V192H183V191H185V189H187L188 187H187ZM198 184H200V183H198ZM213 184H215V183H213ZM18 185V184H17ZM36 185V184H35ZM38 186L40 185L39 183L37 184ZM37 185H36V187H37ZM47 185L48 184H46L45 186H41V187H46L45 189H47L48 191H50L49 189H48V187H47ZM69 185L67 186V187H69ZM99 185V184H98ZM97 184H96V186H98ZM105 185L103 184V186H102V184H101V188H103L102 189V191L103 190H105V188L107 187H105ZM127 185V184H126ZM125 185V186H126ZM140 185V184H139ZM143 185V184H142ZM193 185V186H194ZM212 185V184H211ZM218 185H220V184H218ZM5 186V185H4ZM9 186H13V184L12 185H9ZM20 186V185H19ZM19 186H13L14 187V189H16L17 187L18 188H20ZM26 186V185H25ZM81 186H82V184H81ZM86 186V185H85ZM92 188H94V184H92ZM113 186V185H112ZM111 186V187H112ZM155 186V185H154ZM159 185H157V187H158V189H159V187H160ZM184 186V185H183ZM183 186H181V187H183ZM191 187V189H195V186L194 187ZM203 186H204V184H203ZM202 186V187H203ZM220 186H222V184L220 185ZM243 186V185H242ZM247 186H243L244 188L245 187H247ZM13 187H12V190H13ZM41 187H38L39 189L41 188ZM60 187V186H59ZM71 187H70V189H71ZM100 187V186H99ZM98 187V188H99ZM110 187V186H109ZM107 188V189H110V188ZM128 187V186H127ZM144 187V186H143ZM157 187L155 186V190H156V192L158 193V189H157ZM166 187V186H165ZM198 187H199V185H198ZM243 187H241V189L242 190H240V192L241 191H244V188ZM0 188H2L3 189V187H0ZM17 188V189H18ZM22 188V187H21ZM20 188V189H21ZM29 188V187H28ZM44 188H42V189H44ZM55 188V187H54ZM58 187L56 186V189H57ZM63 188H60L61 190H58L59 192H60V194L58 195H56V192L57 193H59L57 190H53V191H55V194L53 193V191H52V193H53V195H55V196H60L61 195V191H63V192H65L64 190H63ZM85 188V187H84ZM86 188H87V186H86ZM85 188V189H86ZM91 187H89V188H87V190H86V192L88 193V189H90ZM92 188H91V191H93L92 192V194L90 193V194H88L87 195V197L90 195L91 196V198H94V200H93V202L96 200V198H98V200L100 201V198H101V196H100V194H105L104 192H102L101 191V189H100V194H95L96 193V190H97V187H96V190L94 191V190H92ZM114 188H115V186H114ZM134 188V187H133ZM132 188V189H133ZM139 188V186L136 188V189H138ZM205 188V187H204ZM203 188V189H204ZM207 188V187H206ZM218 188V187H217ZM9 189H10V187H9ZM16 189V190H17ZM24 189V188H23ZM66 189H69V188H66ZM83 189V188H82ZM95 189V188H94ZM112 189V188H111ZM116 189V188H115ZM119 189V188H118ZM132 189H130V190H132ZM146 189V188H145ZM152 189H153V186H152ZM167 189V191L169 190V186L166 188ZM178 189V190H177ZM189 189V188H188ZM187 189V190H188ZM190 189V190H191ZM196 189H198V188H196ZM202 189V188H201ZM246 189V188H245ZM8 190V189H7ZM6 190V191H7ZM16 190H13V191H16ZM31 190V189H30ZM29 190V191H30ZM34 190V189H33ZM32 190V191H33ZM41 190V189H40ZM46 190V191H47ZM72 190V189H71ZM76 190H78V191H80L78 188H76ZM75 190V191H76ZM120 190V189H119ZM122 190V189H121ZM120 190V191H121ZM127 190V189H126ZM140 190V189H139ZM158 190V191H157ZM186 190V191H187ZM189 190V191H190ZM199 190V189H198ZM206 190V189H205ZM4 191H5V188H4ZM5 191V192H6ZM9 191V190H8ZM8 191L6 192L7 193V195H9L8 194ZM19 191V190H18ZM47 191V193H49ZM51 191H50V194H52L51 193ZM91 191H89V192H91ZM98 191V193H99V190H97ZM110 191V190H109ZM108 191V192H109ZM111 191H113V190H111ZM110 191V192H111ZM133 191V190H132ZM135 192H137L136 190H134ZM142 191V190H141ZM139 192V193H142V192ZM144 189H143V193H144ZM162 191V190H161ZM172 191H173V189H172ZM171 191V193H173ZM189 191H187V193H188V195H189ZM199 191H201V190H199ZM198 191V192H199ZM245 191H247V189L245 190ZM253 191V190H252ZM257 191H260V190H257ZM256 191V192H257ZM263 191V190H262ZM261 191V192H262ZM11 192V191H10ZM26 192H27V190H26ZM45 192V191H44ZM43 192V193H44ZM68 192V191H67ZM66 192V193H67ZM72 192V191H71ZM83 192H85V190H83ZM85 192V193H86ZM106 192V191H105ZM109 192V193H110ZM115 193H116V190L114 191ZM117 192L121 195V193H122V195L124 196V193H126V192H119L118 190H117ZM129 192V191H128ZM127 192V193H128ZM152 192H153V190H152ZM160 192V191H159ZM177 192V193H178ZM192 194H193V192L192 191H190ZM197 192V191H196ZM196 192H195V195H197L196 194ZM197 192V193H198ZM204 192V191H203ZM203 192H201V194L203 193ZM207 192V191H206ZM213 192V191H212ZM224 192V191H223ZM248 192V191H247ZM246 192V193H247ZM249 192L247 193V194H249ZM254 192V191H253ZM20 193H23L22 192V190H21V192H18L17 193V195L18 194H20ZM30 193V192H29ZM29 193L27 194V195H29ZM43 193H41V194H43ZM70 193V192H69ZM81 193H82V191H81ZM85 193L83 194V198L85 197ZM86 193V194H87ZM93 193H94V195H93ZM114 193V194H115ZM118 193H117V196H118ZM139 193L137 192V194L139 195ZM157 193H155V196L153 197V198H151L152 200H150L151 201V204H152V201L155 199V197H157V198H159L160 197V199H157L156 198V200H154L153 201V204H152V206H153V209L155 210V206H154V204H156L158 201L160 202V200H161V198H164L163 197V195L165 194L166 195V192L165 193H163V195H161V196H159ZM162 193V192H161ZM161 193H159V194H161ZM167 193H169V191L167 192ZM207 193H210V191H208ZM214 193H215V191H214ZM221 193V192H220ZM244 193V192H243ZM2 194V192L0 193V195ZM16 194V193H15ZM24 194L26 195V193L24 192ZM107 195H108V193H106ZM129 194V193H128ZM136 193H130L129 195H126L127 197L129 196V197H137L136 195H137ZM144 194H146V193H144ZM151 194V193H150ZM170 194V193H169ZM201 194L199 195V193H198V195L199 196H201ZM216 194H217V192H216ZM251 194H254V195H256L255 193H251ZM259 194V193H258ZM3 195V194H2ZM2 195H1V198H2V201L4 200V198L2 197ZM7 195H5V197L7 196ZM25 196L26 197V199H25V197H24V199L27 201V203L30 205L29 207H30V209L29 210H31V212L33 211V213H34V210H32V208H31V205H33L34 204V206H35V204H37V203H32V198H30L29 200H30V202L32 203H29V201H28V198L27 197H29L30 195L31 196H33V193H31L29 196ZM45 195V194H44ZM44 195H42V196H44ZM78 195H80V193L78 194ZM107 195H106V197L104 196V200H107L106 198H107ZM159 197H158V196ZM177 195V194H176ZM179 195V194H178ZM198 195L197 196H195V197H197L196 199L199 201L200 199L199 198H201V197H198ZM205 195V194H204ZM207 195V194H206ZM240 195H241V193H240ZM244 195H245V193H244ZM11 195H9V196H7V197H10ZM20 196H21V194H20ZM37 196V195H36ZM81 196V195H80ZM111 196V193H110V195H109V197L108 198H111L110 197ZM116 196V195H115ZM125 196V197H126ZM140 196V198H141V196H148V195H139ZM191 196H193V195H191ZM190 196V197H191ZM249 196V195H248ZM247 196V197H248ZM252 196V195H251ZM7 197H6V200H7ZM18 197V196H17ZM40 197V196H39ZM61 197V196H60ZM59 197V198H60ZM62 197H63V194H62ZM179 197V199H181V198H183V197H180V196H178ZM177 197V198H178ZM207 197H208V195L206 196V199H207ZM214 197V196H213ZM216 197V196H215ZM218 197V196H217ZM254 197V196H253ZM14 198V197H13ZM13 198L12 197H10L9 199H10V201H12L13 200ZM58 198V199H59ZM64 198V197H63ZM90 198V197H89ZM91 198H90V200H91ZM118 198V197H117ZM147 199V197H144L142 200H144V199ZM166 198H167V195H166ZM170 198H171V196H170ZM175 198V196H173V198H172V200ZM177 198H175V199H177ZM187 198V197H186ZM203 198H205V196L203 197ZM209 198V197H208ZM248 198H250V197H248ZM8 199V200H9ZM12 199V200H11ZM14 199H16V196H15V198ZM17 199H19V197L17 198ZM17 199H16V201H17ZM21 199H23L22 197H21ZM35 199H38L37 197L35 198ZM45 199V198H44ZM55 199V198H54ZM57 199V198H56ZM57 199V200H58ZM72 199V198H71ZM74 199V198H73ZM88 199V198H87ZM112 199V198H111ZM113 199H114V197H113ZM123 200H124V197L122 198ZM121 199V200H122ZM145 199V200H146ZM148 199H150V197H148ZM147 199V200H148ZM185 199V198H184ZM191 199V198H190ZM206 199L204 200V202L206 201ZM212 199H214V198H212ZM229 199V200H230ZM46 200V199H45ZM49 200V199H48ZM65 200V199H64ZM63 200V201H64ZM67 200V199H66ZM69 200H70V198H69ZM83 200H85V199H82V201ZM109 200V199H108ZM119 200H120V197H119ZM142 200L140 199L138 202L139 203H141L142 202ZM158 200V201H157ZM163 200H165V199H163ZM187 200H188V198H187ZM187 200H184V201H187ZM192 201H194L193 200V198L191 199ZM190 200V201H191ZM230 200V201H231ZM237 200H238V198H237ZM247 200V199H246ZM254 200V199H253ZM1 201V200H0ZM9 201V202H10ZM15 201V200H14ZM14 201H12V203H14ZM15 201V202H16ZM34 201V200H33ZM50 201V200H49ZM61 201V200H60ZM59 201V202H60ZM89 201V200H88ZM110 201V200H109ZM114 201H115V199H114ZM118 201V200H117ZM126 201V200H125ZM173 201H175V200H173ZM177 201V200H176ZM182 201V200H181ZM186 202V205L188 206V204H192L193 205V202L191 201V202ZM201 201H203L202 199L199 201V203H198V209L197 210H202L203 209V211H204V208L203 207H205V206H203L204 204L201 202ZM212 202H213V200H211ZM216 201V200H215ZM228 201V200H227ZM17 202H19V201H17ZM34 202H36V201H34ZM46 202V201H45ZM51 202V201H50ZM54 202V201H53ZM52 202V203H53ZM62 202V201H61ZM70 202V201H69ZM72 202H74L73 200H72ZM78 202V201H77ZM84 202V201H83ZM82 202V203H83ZM90 202V204H86V202L85 203H83V205H85L86 204V206L85 207H87L86 209H84V210H86L89 214L90 213H92L93 212V214H95V211H97L99 214H98V216H100V218H102V219H104V216L106 215V216H109V218L111 217L113 220H112V223L113 222H115L116 220H117V218H119V217H117V218H115V217H112V215L111 214H113V216H117V215H122V217H123V219L125 218V216L126 215H128L129 216V214L128 213H130L131 212V214H134V216H136L137 217V221L139 222V225L142 223L141 221H140V219L143 221V219L145 218L144 217V215L143 214H146V212L149 210V209H146V208H144V206L146 205V203H145V205L144 206H142L141 207V205L140 206H138L139 205V203H138V205H136L137 203H135V206L132 208H130V205L128 206V203L126 204V206H128V208H129V210H131V211H129L128 210V208L125 206V205H123L122 206V204H124V202H122V204L119 202V205H116L117 203H114V205L113 206H107V204L108 203H106V202H104L106 205H104L103 206V204H101L102 202H97L96 201V205H98L99 206V208H98V206H94L93 207V210L94 211H91L90 209H92L91 208V206L94 204H91L92 203V200L91 201H89ZM89 202H87V203H89ZM108 202V201H107ZM136 202V201H135ZM169 202V201H168ZM180 202V201H179ZM195 202V201H194ZM201 202V203H200ZM216 202H218V201H216ZM234 202H237V201H234ZM8 203V202H7ZM11 203V205H14V204H12ZM22 203V202H21ZM42 203V202H41ZM55 203V202H54ZM111 203H113V202H111ZM110 202H109V204H111ZM161 204L163 203L164 204V202H160ZM177 203V202H176ZM176 203H172L171 202V204H169V205H171L170 207H173V205H177L178 206V204H176ZM207 203H208V199H207V201H206V205H207ZM229 203V202H228ZM232 203V202H231ZM231 203H229V204H231ZM5 204V203H4ZM23 204V203H22ZM45 203H43V205H44ZM57 204H58V202H57ZM65 204V203H64ZM67 204H69L68 203V201L66 202V207H68L67 209H69V208H71V206H72V204H71V202H70V207L69 206H67ZM75 204V203H74ZM80 204V203H79ZM129 204H132V206H133V204L134 203H129ZM142 205H143V203H141ZM159 204V203H158ZM180 204H182L181 202H180ZM8 205H10V204H8ZM8 205H5L6 206V208H7V206ZM16 205H19V204H16ZM15 205V206H16ZM26 205V204H25ZM38 205V204H37ZM42 205V206H43ZM51 205V204H50ZM56 205V204H55ZM63 205V203L59 206V207H61L60 208V210L62 209V206ZM76 205V207H78V205L77 204H75ZM82 204H81V207L83 206ZM89 205H91V206H89ZM112 205V204H111ZM148 205H149V200H148ZM186 205H185V208H188V207H186ZM203 206L202 207V209H200L201 207L200 206ZM233 205V204H232ZM245 205H247V204H245ZM249 205V204H248ZM4 206V207H5ZM20 206V209H19V211L18 212H20V210L22 211L23 209H21V207L23 206H21V205H19ZM46 206H47V204H46ZM58 206V205H57ZM108 208H107V207ZM114 206H116L115 207V209L113 210L112 208H114ZM120 206H122L123 208H121ZM124 206H125V210L122 212V210L124 209ZM151 206V207H152ZM165 207V209L163 210V208ZM177 206H175L174 208H176ZM182 206H184V204H182L179 208H181ZM195 206V205H194ZM215 207H213V208H216V205H214ZM218 206H219V204H218ZM262 205L260 204V206L259 207H261ZM264 206V205H263ZM2 207H3V204H2ZM1 207V204H0V208H2ZM4 207H3V210H4ZM73 207V206H72ZM80 207V206H79ZM78 207V208H79ZM90 207V208H89ZM145 207H148V206H145ZM162 208H160L161 210H163L164 212H166L167 210H166V204L165 205H162L161 206ZM169 207V208H170ZM200 207V208H199ZM207 207V206H206ZM233 207V206H232ZM247 207V208H246ZM245 207V209H247L246 210V212L245 213H248V206H246ZM258 207V208H259ZM13 209L14 207H10V209ZM23 208V207H22ZM36 208H37V206H36ZM42 208V207H41ZM54 208V207H53ZM52 208V209H53ZM65 208V207H64ZM74 208V211L72 210V212H74V215L73 214H71L70 212H68V213H70V215H69V219H70V217L72 218V217H74V216H78L77 218H78V222H76V224H77V228H79V229H76L77 230V232H80V231H83L84 232V230H86V228L87 229H89V231L91 232V230H94V229H92V225H89L88 224V227H84L83 225H85L88 221L90 222L91 220V216H92V220H93V223L95 224V221L97 220L96 219V217L94 216V215H88L87 214V212L86 211H84L82 208L80 209V211H84V214H83V216H80L79 215V213L81 214V212H79V210H78V208H76V210L77 211H75V207H73ZM72 208V209H73ZM110 208V209H109ZM167 208H168V206H167ZM168 208V209H169ZM218 208V207H217ZM229 208V207H228ZM262 208V207H261ZM264 208V207H263ZM11 209V210H12ZM28 209H25V210H28ZM40 209V208H39ZM45 210H46V207L44 208ZM47 209H48V207H47ZM50 210H51V208H49ZM55 209V208H54ZM116 209H118V210H116ZM173 209V208H172ZM171 209V210H172ZM193 209V208H192ZM205 209H207V208H205ZM233 209V208H232ZM253 209V208H252ZM255 209H257V208H255ZM255 209H253V210H255ZM9 210V209H8ZM13 210H16V209H13ZM45 210H44V212H45ZM58 210V209H57ZM56 209H55V211L53 210V211H49L50 213L51 212H53L52 214H54L56 211H57ZM63 210V211H62ZM61 210V212L60 213H62V214H64L66 217L68 216L67 215V211L68 210H66V208H65V211H64V209H62ZM89 210V211H88ZM110 210H113V212H115V211H117V212H115V213H113L112 211H110ZM121 210V211H120ZM126 210H128V211H126ZM133 210H134V212H133ZM147 210V211H146ZM171 210H170V212L169 211H167V213H162V216L159 214V216L162 218V220L164 219V217L166 218V219H168L169 221L168 222H173V220H174V218H176V217H173V218H171L170 216H172L173 215V213L172 214H170L171 213ZM185 210V209H184ZM190 209H188V211H189ZM210 210H211V208H210ZM216 210V209H215ZM215 210H214V212H215ZM218 210V212H219V208L217 209ZM238 210H240V209H238ZM237 210V211H238ZM243 210L244 209H242V212H243ZM252 210V211H253ZM17 211V210H16ZM36 211V213H34V217H35V215L37 216V213L39 214L40 212H37L38 211V209H36L35 210ZM71 211V210H70ZM82 211V212H83ZM120 211V212H119ZM150 211V210H149ZM151 211H152V209H151ZM158 211H160L159 209H158ZM175 211H176V214H179L180 212H182L183 211V207H182V211L181 210H179L178 208L177 209H175ZM177 211H180V212H177ZM187 211V210H186ZM224 211V210H223ZM236 211V212H237ZM1 212V211H0ZM9 214L11 215V214H13L14 213V211L11 213V211L9 210ZM23 212V211H22ZM42 212H43V210H42ZM48 212V213H49ZM57 212H59V211H57ZM56 212V213H57ZM64 212V213H63ZM96 212V213H97ZM112 212V213H111ZM127 212V213H126ZM143 212V213H142ZM161 212V211H160ZM174 212V211H173ZM205 212V214H206V217L208 218V214L206 213L207 211L205 210L204 211ZM220 212H222L221 210H220ZM240 213H241V211H239ZM238 212V213H239ZM255 212V211H254ZM254 212H252L253 214H254ZM257 212H260V215H264V211H259V209H258V211ZM262 212V213H261ZM26 213H27V211H26ZM29 213H30V211H29ZM49 213V214H50ZM75 213H78V215L77 214H75ZM117 213V214H116ZM126 213V214H125ZM136 213V214H135ZM142 213V214H141ZM148 213V212H147ZM158 214L157 213V210H155V212H154V215H156V214ZM185 213V212H184ZM4 214V213H3ZM8 214V213H7ZM43 214V213H42ZM41 214V215H42ZM46 214V213H45ZM51 214V215H52ZM58 214V213H57ZM57 214H55L56 215V217L58 216ZM62 214H60V216H59V218L60 219H57V221H56V219H55V221L56 222H53V220H52V222L51 223H49V224H51L50 226H52V225H54V226H52L53 228L55 227V225L58 223V225L59 224H61V227H64L65 229L67 228V230L69 229L68 228V226L65 224V222L67 221V218L64 216V218L66 219V221L65 220H63L64 218L62 217ZM90 216V219H89V217H88V219L89 220H87V222L86 223H84L83 224V222L82 221H84V218H86L87 216ZM115 214V215H114ZM125 214V215H124ZM139 214H141L140 215V217H138V215ZM170 214V215H169ZM188 213H186V215H187ZM199 214H203V213H199ZM242 214V213H241ZM250 214V213H249ZM28 215H31L32 216V214H28ZM73 215V216H72ZM85 215V216H84ZM97 215V214H96ZM151 216V218L153 219V218H155L156 216ZM169 215V216H168ZM236 215V214H235ZM243 215H245V214H243ZM242 215V216H243ZM247 215V217H248V214H246ZM255 215H256V213L254 214V216L253 215H251V217L253 216V217H255ZM258 215V214H257ZM256 215V216H257ZM260 215H258L259 217H260ZM25 216V215H24ZM30 216V217H31ZM47 216V215H46ZM50 216V215H49ZM80 216V217H79ZM126 217L125 219L127 220V218H130V217ZM144 218H143V217ZM145 216H147L146 218H148V216L150 217V212H149V215L147 214V215H145ZM164 216V217H163ZM175 216H177V215H175ZM190 216V215H189ZM7 217V216H6ZM19 217V216H18ZM42 217V216H41ZM52 217H53V215H52ZM55 217V216H54ZM82 217V218H81ZM84 217V218H83ZM95 218V221H94V218ZM143 219H142V218ZM180 217V216H179ZM179 217H177L176 218V220L177 221H175L174 220V223H176V222H178V223H180L178 220L180 219ZM185 217H187V216H182L181 215V218H185ZM213 217V219H214V221H215V219H217V217H215V216H212ZM212 217H211V221H212ZM239 217V218H238ZM247 217H243L242 219H240L241 218V215L239 214V215H237V220H239V221H237L238 223L241 221V223H243V224H245L246 226L245 227H243V229H245L246 228V230L245 231H243L242 230V228L240 229L239 228V226H241V225H239L238 223H236L237 225H239L237 228V231H238V233H239V231H241V234H242V236H243V233L245 234V232L246 233H248L249 235L250 234H255V237H258V236H262V235H264V233L262 234V235H260V234H258V236H257V233L256 232H260V231H258L259 229H261L260 227L262 226V224L260 225V227H259V224H260V222L258 221V219H259V217L257 218V219H253V218H251L252 220V222L251 221H249V219L247 218ZM5 218V217H4ZM3 218V219H4ZM36 219H37V217H35ZM76 218V217H75ZM110 218V219H111ZM139 218V219H138ZM179 218V219H178ZM190 218V217H189ZM195 216H193V218L191 219V221H192V224H195V226L196 225H198L199 224V226L201 227V228H206V226H208L207 224L205 225V227H203V225H202V223L204 224V222H202L201 224H200V222H197V221H199L201 218L203 219L204 218V215L200 218V219H198V218H195L197 221L195 222ZM210 218V217H209ZM224 218V216L222 217V219ZM246 218H247V220H246ZM261 218V220H264V216H262V217H260ZM30 219V218H29ZM36 219H34L35 220V223L37 224V222H39V221H36ZM43 219V218H42ZM42 219L40 220V222L42 221ZM46 219V218H45ZM45 219H43V221H42V223L44 222V220ZM47 219H50V220H47ZM46 219V222H49V221H51V217L50 218H47ZM53 219V218H52ZM73 219L74 218H72V221H73ZM80 219H81V221H80ZM101 219V220H102ZM106 219V218H105ZM116 219V220H115ZM124 219V220H125ZM158 219H160V218H158ZM166 219L165 220H163L164 222L166 221ZM186 219V218H185ZM188 219V218H187ZM204 219H206V218H204ZM16 220V219H15ZM39 220V219H38ZM60 220V221H59ZM61 220H63L64 222V225L62 224V221ZM71 220V219H70ZM107 220V219H106ZM115 220V221H114ZM130 220V219H129ZM146 220V223H148L147 222V220L148 219H145ZM144 220V221H145ZM153 220H155V219H153ZM208 220V219H207ZM207 220H205V222H207ZM228 220V219H227ZM230 220V219H229ZM228 220V221H229ZM244 220H245V222H248L249 223V226H248V223L246 224V223H244ZM30 221V220H29ZM59 221V222H58ZM71 221V222H72ZM98 221V220H97ZM122 221V220H121ZM132 222H130V224L128 225V220H127V224H126V228H125V231L123 230L124 228H121V227H123V224L125 223H123V224H120V223H118L117 224V222H120V221H116V223H113V225H107L108 226V228H109V226H113L112 228L110 227V230H112L113 229V232H115V235L118 233H120V234H122L123 232H127L126 233V235L124 234V236H126L127 237V239H128V241L130 240V237H128V236H131V235H133V233H134V231H136L137 229H138V227H137V229L135 228V224H137L138 222L136 221V223H135V221L134 220H131ZM151 222H149V223H152V222H154V221H152V220H150ZM158 221H160V220H157L156 219V221H155V223H152V224H154V225H149V226H151V228H153L154 229V227H156V225H158L157 227L158 228H161L162 229V226L160 227L159 226V224L161 223V221H160V223L158 222ZM194 221V222H193ZM209 221V220H208ZM231 221V220H230ZM243 221V222H242ZM3 222H5V221H3ZM33 222V221H32ZM61 222V223H60ZM70 221H69V223H70V227H71V225H72V227L73 228H71V229H75V222L72 224ZM82 222V225H81V229H80V227H78V225H80V223ZM85 222V221H84ZM88 222V223H89ZM101 222V221H100ZM216 222L217 221H215L214 223H215V225H217L216 224ZM224 222V221H223ZM233 222V221H232ZM261 222H263V221H261ZM68 223V224H69ZM101 223H103V222H101ZM107 223H111V222H109L108 220H107ZM146 223H144L143 222V226L146 224ZM148 223V224H149ZM158 223V224H157ZM182 223V222H181ZM214 223L212 224V229H211V227L209 226V227H207V229H209L210 231H213V230H216L215 229V227L216 226H214L213 227V225H214ZM230 223V222H229ZM4 224V223H3ZM14 224V223H13ZM41 224V223H40ZM48 224V223H47ZM90 224H92V221H91V223ZM131 224H134V228H135V230H134V228L132 227V225ZM187 223H185V225H186ZM208 224H210V221L208 222ZM256 224H257V226H256ZM21 225V224H20ZM31 225V224H30ZM29 225V226H30ZM63 225V226H62ZM115 225H117V226H115ZM121 225V229L119 228H117V227H119ZM128 225V226H127ZM142 225V224H141ZM161 225V224H160ZM222 225V224H221ZM235 225V224H234ZM0 226H1V223H0ZM24 226H25V224H24ZM27 226V225H26ZM25 226V227H26ZM38 226V225H37ZM41 226V225H40ZM43 226H44V223H43ZM46 226V225H45ZM48 226V225H47ZM46 226V228H48ZM86 226H87V224H86ZM90 226V227H89ZM96 225H94V227H95ZM100 226V225H99ZM129 226L130 227H132V231H133V233H131V235H128L127 236V234L129 233L130 234V232H132L131 230H129V229H131V228H129ZM146 226V225H145ZM187 226H189V224H187ZM198 226V227H199ZM223 226V225H222ZM225 226V225H224ZM248 226V227H247ZM10 227V226H9ZM20 227V226H19ZM50 228V232H48V233H50V234H52V232L54 231V230H52L53 228ZM93 227V228H94ZM101 227H102V225H101ZM104 227V226H103ZM141 227V226H140ZM147 227V226H146ZM146 227H145V229H146ZM164 227V226H163ZM177 227H180V228H183V227H185V226H177ZM190 227H192V226H190ZM190 227H187L188 229H187V231H188V233H189V228ZM197 227V226H196ZM220 227V226H219ZM242 227V226H241ZM263 227H264V225H263ZM29 227L27 226V229H28ZM39 228V227H38ZM48 228V229H49ZM56 228H59V226H57L56 225ZM56 228H54L55 230H56ZM64 228H62V230L64 229ZM83 228H85L84 230H83ZM90 228H91V230H90ZM115 228H117V230H114ZM129 228V229H128ZM144 228V227H143ZM149 227H147V230H150V228L148 229ZM175 228V227H174ZM173 228V231L174 230H176L175 231V234L176 235H179L177 232L180 230V229H178V228H176V229H174ZM223 228V227H222ZM236 228V227H235ZM96 229V228H95ZM145 229H143L142 231V233H144V232H146V230ZM152 229V230H153ZM160 229V230H161ZM168 228L166 227H164V229H162V232L165 230H167ZM178 229V230H177ZM13 230V229H12ZM11 230V231H12ZM59 231H60V228L58 229ZM57 230V231H58ZM66 230V231H67ZM76 230H74V232H76ZM105 230H106V227H105ZM128 230V231H127ZM140 230H141V228H140ZM159 230V231H160ZM220 230H221V228H220ZM233 230V229H232ZM5 231V230H4ZM10 231V230H9ZM39 231H42V230H39ZM44 231H45V227H44ZM47 231V230H46ZM45 231V232H46ZM56 231V232H57ZM70 231H73V230H70L69 229V231H67V232H65V233H67L68 234V232H70ZM104 231V230H103ZM121 231H123V232H121ZM130 231V232H129ZM158 231V236H159V234H162L163 236H165V237H167V236H169V234H168V232L166 233V232H163V233H160ZM182 230H180L179 231V233H180V235H181V233H183V231L181 232ZM185 231V230H184ZM210 231H208V233H210L211 234V232ZM222 231H223V229H222ZM248 231V232H247ZM6 232V231H5ZM25 232V231H24ZM34 232H35V230H34ZM38 231H36V233H37ZM64 232V231H63ZM76 232V234H78L79 236L81 235V233L82 232H80V233H77ZM156 232H157V230H156ZM169 232H171V231H169ZM186 232V231H185ZM201 232H203L202 234V237L204 236H206V234L207 233H204V232H206V231H201ZM214 232V231H213ZM221 232V231H220ZM228 232V231H227ZM243 232V233H242ZM15 233V232H14ZM19 233V232H18ZM21 233V232H20ZM47 233V234H48ZM58 233H60V232H58ZM72 234H73V232H71ZM154 234H155V232H153ZM153 233H151L152 234V236H153ZM165 233V234H164ZM223 233V232H222ZM229 233V232H228ZM227 233V234H228ZM232 233V232H231ZM43 234V233H42ZM53 234H54V232H53ZM56 234V233H55ZM61 234V233H60ZM60 234H58V235H60ZM67 234H63V235H66V236H68ZM86 234V233H85ZM99 234H100V232H99ZM135 234H136V232H135ZM166 234H168V235H166ZM171 234H173V232H171ZM171 234H170V236H171ZM196 234H199V233H196ZM196 234H194V235H196ZM230 234V233H229ZM240 233H239V235H241ZM248 234H246V235H248ZM27 236H28V233L26 234ZM31 235V234H30ZM34 235H35V233H34ZM62 235V234H61ZM90 237H91V235H90V233L88 234ZM156 235V234H155ZM174 235V234H173ZM187 235V234H186ZM225 235V234H224ZM248 235V236H249ZM23 236V235H22ZM27 236L26 237H24V238H27ZM32 236V235H31ZM43 236H44V234H43ZM74 236V235H73ZM89 236H85V235H82V237H89ZM98 236V235H97ZM109 236V235H108ZM113 236V235H112ZM117 236V235H116ZM161 236V235H160ZM158 237L159 239L161 238V237ZM162 236V237H163ZM182 236V235H181ZM190 236H191V234H190ZM190 236H189V238H188V235H187V238L188 239H190ZM226 236V235H225ZM242 236H240V240L243 242V240L242 239H245V237H243L242 238ZM247 236V237H248ZM7 236H5V238H6ZM59 237H63V236H58V237H55L56 239L57 238H59ZM70 238H68L67 239V242L65 241V239L67 238H65L64 240L63 239H61L60 238V241H61V243H63L62 242V240L64 241V242H66L67 244L69 243V247L67 246V250L69 251H71L72 250V254L74 255L75 254V252H74V250L72 249V248H74V246H76V252L77 251H79V252H81V253H83V250H86V245H85V249H84V247H79L81 244H82V240L84 241V238L83 239H80L81 241H79V239L78 238H76L75 240H73L72 239V235H70L69 236ZM74 237H76V235L74 236ZM103 237V236H102ZM122 237V236H121ZM155 236H153V238H154ZM174 237H177V239L179 238L178 236H172V238L171 237H169L170 239H172L171 241V247L173 248L174 246H176V243L178 244L180 241L179 240H181L180 238H179V240H177V241H175L176 240V238L174 239ZM183 237H184V235H183ZM201 237V236H200ZM207 238H209L210 236H208V234H207V236H206ZM252 237H254L253 235H252ZM3 238V237H2ZM4 238V239H5ZM22 238V237H21ZM23 238V239H24ZM36 238V237H35ZM81 238V237H80ZM92 239H94L95 238V236L94 237H91ZM100 238V237H99ZM117 238V237H116ZM124 238V237H123ZM155 238H157V237H155ZM154 238V239H155ZM225 238H227L228 239V237L226 236ZM230 238V237H229ZM242 238V239H241ZM10 239V241H11V237L9 238ZM32 239V238H31ZM34 239V238H33ZM72 240V241H70L69 242V240ZM78 239V240H77ZM120 239V238H119ZM125 239V238H124ZM137 239V238H136ZM151 240V241H155L156 242V240ZM159 239H157L158 241H159ZM164 239V238H163ZM184 239V238H183ZM192 239H193V237H192ZM195 239V238H194ZM209 239H211V237L209 238ZM48 240V239H47ZM52 240H53V236H52ZM52 240L50 241V239H49V242H47V241H45V243L47 242V243H51L52 242ZM55 240V239H54ZM59 240V239H58ZM77 240V241H76ZM86 240V239H85ZM88 240V239H87ZM162 240V239H161ZM160 240V241H161ZM235 240H236V238H235ZM240 240H238L239 242H240ZM261 240H263L264 241V238L262 239V237H261ZM6 241H8V240H6ZM13 241V240H12ZM25 241H27V239L25 240ZM37 241H38V239H37ZM60 241L58 242V244H59V246H61L62 247V249H63V247L65 248L66 247V245H61V243H60ZM73 241H76V242H79V243H77V244H79V245H75L76 243L75 242H73ZM102 241V240H101ZM119 241V240H118ZM125 241V240H124ZM127 241V240H126ZM139 241H140V239L138 240V242H137V240H136V242L139 244V245H141V243H139ZM183 241V240H182ZM181 241V243H183V244H186V243H188V242H186V243H184L185 241H186V238H185V241H183L182 242ZM191 241V240H190ZM192 241H194V240H192ZM196 241H197V243L198 242H200V241H198L197 239L195 240V242H192V245H193V243H195L194 245H193V247H191L192 245L190 244L191 242H189L188 244H186L185 245V247L188 245V247L190 246V250H191V252H192V249L193 248H195L196 246ZM229 241H231L230 239H228V242ZM247 241H249V239L247 238ZM263 241H261V242H263ZM14 242V241H13ZM20 242V241H19ZM32 242V241H31ZM43 241H41V243H42ZM54 242V241H53ZM52 242V243H53ZM71 242H73V243H75V244H71ZM80 242H81V244H80ZM85 242H87V241H85ZM85 242H83V244H85ZM89 242V241H88ZM92 242H94V241H92ZM112 242V241H111ZM133 242H134V240H133ZM150 242V241H149ZM154 242V243H155ZM170 242V241H169ZM168 241H167V243H169ZM203 242H204V240H203ZM219 242V241H218ZM237 242V241H236ZM241 242V243H242ZM11 243V242H10ZM15 243V242H14ZM21 243V242H20ZM26 243V242H25ZM25 243H21V244H25ZM27 243L29 244L30 242H29V240L27 241ZM36 243V242H35ZM34 243V244H35ZM56 243H57V240H56ZM113 243V242H112ZM121 243V242H120ZM127 243V242H126ZM142 243H143V241H142ZM151 243V242H150ZM150 243H148L147 242V245L149 244V246H150ZM153 243V244H154ZM175 243V244H174ZM180 243V244H181ZM220 243V242H219ZM234 243H235V241H234ZM245 243H246V241H245ZM3 244H5V245H3V246H5L6 247V243H3ZM37 244L38 243H36L35 244V247L37 248ZM53 244H55V242L53 243ZM58 244H57V247H59L58 246ZM74 245V246H72L71 247V245ZM82 244V245H83ZM99 244V243H98ZM103 244V243H102ZM119 244V243H118ZM137 244V245H138ZM163 244H166V242H164L163 243V241H162V243L160 244L161 245V247H162V245ZM211 244L213 245V242H211ZM210 244V245H211ZM223 245L225 244V243H222ZM221 244V245H222ZM239 244V243H238ZM262 244V243H261ZM264 244V243H263ZM0 245H1V243H0ZM9 245V247L11 246L10 244H8ZM8 245H7V248L9 249V247H8ZM16 245V244H15ZM19 245V244H18ZM26 245V244H25ZM24 245V246H25ZM56 245V244H55ZM55 245H53L54 246V248H52V250L53 249H55ZM88 245V244H87ZM95 245H97V244H95ZM95 245H92L91 247H92V250H94V248H95ZM136 245V244H135ZM138 245V247H140ZM159 245V243L157 242V246ZM179 245V244H178ZM198 245H201V243L200 244H197V246ZM208 245V244H207ZM209 245V246H210ZM215 245V244H214ZM213 245V246H214ZM220 245V246H221ZM229 245H230V242H229ZM236 244H232L231 246L233 247V246H235ZM14 246V245H13ZM22 246V245H21ZM21 246H20V248H21ZM24 246H22V247H24ZM77 246H78V248H77ZM84 246V245H83ZM94 246V247H93ZM111 246V245H110ZM120 246H122V245H120ZM127 246V245H126ZM128 246H129V244H128ZM141 246H144V245H141ZM156 245L154 244L153 245V248L155 247ZM156 246V247H157ZM164 247H163V249L164 248H166L167 249V247L165 246V245H163ZM181 246V245H180ZM177 247V248H179V250H178V254H177V252H175L176 250L175 249H172L177 255H180L178 258L179 259H177V262L175 261V263H177V264H187L186 263V261H185V259H182L181 257H184L183 255L185 254L186 255V253H188L189 252V249H188V247H187V249L184 251V249H183V247H182V249H183V251H184V254H182L183 253V251H182V249H181V247ZM202 246V245H201ZM208 246V247H209ZM217 246H218V244H217ZM224 246H226V245H224ZM227 246H228V244H227ZM230 246V247H231ZM237 246V245H236ZM233 247V248H238V246L237 247ZM240 246V245H239ZM242 246H245L244 245V243H243V245ZM4 247V248H5ZM16 247H18V246H15V249H16ZM60 247V248H61ZM129 247H131V246H129ZM137 247V246H136ZM138 247H137V249H136V253H141L142 254V251H143V253H144V250H142V247H140L141 248V252L139 251V252H137L138 251ZM206 247V246H205ZM204 247V248H205ZM1 248V247H0ZM13 248V247H12ZM29 249V247H26V249ZM33 248L34 247H31V251L33 250ZM35 248V249H36ZM51 248V247H50ZM81 248V249H80ZM101 248H102V246H101ZM106 248V247H105ZM119 248V247H118ZM139 248V249H140ZM144 248V247H143ZM159 248H160V246H159ZM196 248H198V251H199V249H201V248H199V246L198 247H196ZM209 248H211L210 250H206V249H208L207 247H206V251H208V253H209V251H213V248L210 246ZM214 248H215V246H214ZM218 248H219V246H218ZM218 248H217V250H218ZM240 248V247H239ZM11 249V248H10ZM39 249V248H38ZM57 250V248L54 250V251H58V254H62V253H59V252H61V251H64L65 249H63V250ZM83 249V250H82ZM97 249V248H96ZM113 249V248H112ZM125 249H127V248H125ZM155 249V248H154ZM169 249H170V247H169ZM169 249H167V250H169ZM220 249V248H219ZM1 250H3V249H1ZM0 250V251H1ZM40 250V249H39ZM48 251H49V249H47ZM51 250V251H52ZM89 250H91V248H90V246H88V250L87 251H89ZM98 250V249H97ZM97 250H96V252H97ZM101 250V249H100ZM110 250V249H109ZM130 250V249H129ZM152 249L151 248H148V251L147 252H149V251H151ZM159 250V249H158ZM161 250H162V248H161ZM160 250V251H161ZM172 250L170 249L169 251H171V253H172ZM196 251H197V249H195ZM203 250V249H202ZM215 250V249H214ZM229 250V249H228ZM4 251V250H3ZM9 251V250H8ZM18 252H19V250H17ZM25 251V250H24ZM29 251V250H28ZM36 251H37V249H36ZM36 251H35V253H34V257H35V255H36ZM51 251H49L50 253H51ZM66 251V250H65ZM68 251H66V252H68ZM122 251V250H121ZM134 251V250H133ZM132 251V252H133ZM153 251V250H152ZM163 251V250H162ZM164 251H165V249H164ZM169 251H167V257H170V252ZM179 251H181L180 253H179ZM193 251H194V249H193ZM12 252V251H11ZM11 252H8V253H10V254H12ZM20 252H21V250H20ZM23 252V251H22ZM26 252H27V250H26ZM33 252H34V250H33ZM43 252V251H42ZM90 252V254L89 255H91V251H89ZM129 252V251H128ZM135 252V251H134ZM146 252V253H147ZM168 252H169V254H168ZM186 252V253H185ZM205 252V251H204ZM215 251H213V253H214ZM231 252V251H230ZM1 253H2V251H1ZM5 253V252H4ZM31 253V252H30ZM30 253H28V254H30ZM37 253H38V251H37ZM44 253V252H43ZM46 253V252H45ZM57 253V252H56ZM70 253V252H69ZM78 253V252H77ZM80 253V254H81ZM85 253V255H83V256H85L86 258H88L89 259V261H91L92 259H90L91 258V256H90V258H89V256H87L86 255V252H84ZM106 253V251H104V254ZM114 253V252H113ZM125 253V252H124ZM123 253V254H124ZM127 253V252H126ZM125 253V254H126ZM130 254H131V251L129 252ZM135 253V255H137ZM153 254H154V251L152 252ZM165 253V252H164ZM175 253H173V257L174 256H176V254ZM196 253H198V252H196ZM206 253V252H205ZM217 253V252H216ZM232 253V252H231ZM22 254V253H21ZM24 254H25V252H24ZM23 254V255H24ZM49 254V253H48ZM54 254H55V252H54ZM65 254V252H63V258H65L66 257V255H67V257L69 256L68 254H66V255H64ZM79 254V255H80ZM129 254V255H130ZM141 254H140V256H141ZM155 254H157L156 252H155ZM154 254V255H155ZM175 254V255H174ZM203 254V253H202ZM2 255V254H1ZM57 255V254H56ZM73 255H72V257H73ZM96 255V254H95ZM98 255V254H97ZM102 255V254H101ZM116 255V254H115ZM128 255V254H127ZM128 255V256H129ZM135 255H132V256H135ZM142 255H144V254H142ZM153 255V256H154ZM163 255H165V254H163ZM172 255V254H171ZM182 255V256H181ZM187 255H189V253L187 254ZM193 255V254H192ZM204 255V257L206 256V255H209V254H203ZM203 255H201L202 257H203ZM213 255V254H212ZM29 256V255H28ZM27 256V257H28ZM58 256V260H59V257H60V255H57ZM65 256V257H64ZM93 256H94V254H93ZM104 256V255H103ZM106 256V255H105ZM108 256H109V254H108ZM121 256V255H120ZM125 256V255H124ZM123 256V257H124ZM140 256H139V258H140ZM146 255H144V257H145ZM160 258H156V259H161L162 258V255H158ZM190 256V258L192 259V258H195L194 257V255L193 256H191V255H189ZM196 256H198V255H196ZM225 256V255H224ZM223 256V257H224ZM6 257V256H5ZM32 257V256H31ZM38 257V256H37ZM37 257H35L34 258V260H36L37 259ZM40 255H39V259H40ZM43 257V256H42ZM46 257V256H45ZM45 257H43V258H45ZM56 256H54L53 257V259L52 260H54L51 264H58L57 263V257H56V262H55V258ZM75 257V256H74ZM73 257V258H74ZM78 257V254H77V256L74 258V260L76 259V261H77V259H81V258H77ZM79 257H82V256H79ZM127 257V256H126ZM131 257V256H130ZM141 257H143V256H141ZM143 257V258H144ZM148 257V256H147ZM155 257H157V256H155ZM167 257H166V259H167ZM173 257H170L169 259H168V262H171V260H172V262H174L173 261ZM201 257V258H202ZM9 258V257H8ZM7 258V259H8ZM13 258V257H12ZM23 258V257H22ZM42 258V259H43ZM47 258H48V255H47V257H46V260H47ZM61 258V257H60ZM85 258V259H86ZM97 258V257H96ZM102 258V257H101ZM113 258H116V257H113ZM133 258V257H132ZM136 258H138V256L136 257ZM172 258V259H171ZM189 257H187V259H190ZM210 258H212V257H210ZM1 259V258H0ZM3 259H5V258H3ZM14 259V258H13ZM17 259V258H16ZM29 259V258H28ZM31 259V258H30ZM38 259V260H39ZM41 259V261H43ZM69 259V260H68ZM67 259V261H68V264H74V263H72L71 261H70V258H68ZM85 259H83L82 258V260H85ZM98 259H99V257H98ZM122 259V258H121ZM124 259V261H125V258H123ZM150 259V258H149ZM171 259V260H170ZM199 259H200V256H198V261H199ZM2 260V259H1ZM24 260V259H23ZM34 260H33V257H32V260H30L31 262H34ZM61 260V259H60ZM59 260V261H60ZM65 260V259H64ZM64 260H62V261H60L62 264H65V262H67L66 260H65V262H63ZM94 260V259H93ZM93 260H92V262L90 263V264H94V262H93ZM111 260V259H110ZM110 260H109V262H110ZM135 260V259H134ZM157 260V261H158ZM163 260V259H162ZM193 260V259H192ZM201 260V259H200ZM203 260H204V258H203ZM207 260V259H206ZM206 260H204V261H206ZM210 259H208V261H209ZM213 260V259H212ZM211 260V262L209 261V262H206V264H213L212 262L214 261H212ZM224 260V259H223ZM233 260H235L234 258H233ZM4 261V260H3ZM25 261H26V259H25ZM37 261V260H36ZM79 262H80V260H78ZM86 261V264L88 263L87 262V259L85 260ZM85 261H82L83 263H85ZM116 261V260H115ZM123 261V262H124ZM127 261H128V259H127ZM126 261V262H127ZM138 261V260H137ZM136 261V262H137ZM145 261V260H144ZM143 261V262H144ZM146 261H148V260H146ZM154 261V260H153ZM160 261V260H159ZM163 261H165V260H163ZM189 262H191V260H188ZM196 262V260H194L193 261V263L192 264H199L200 263V261L199 262ZM204 261L202 262L201 261V263L203 264L204 263ZM6 262V261H5ZM12 262V261H11ZM17 262V261H16ZM16 262L14 263V264H16ZM22 262V261H21ZM38 262V264H39V261H37ZM44 262H45V260H44ZM43 262V263H44ZM82 262H80L79 264H81ZM104 261H102V264H104L103 263ZM126 262H124L125 264H126ZM172 262H171V264H172ZM196 262V263H195ZM215 263L214 264H216V263H218V261L216 262V260L214 261ZM229 262V261H228ZM230 262H232V261H230ZM40 263H42V262H40ZM96 263V262H95ZM100 263V262H99ZM98 263V264H99ZM105 263H107L108 264V262H105ZM113 263V262H112ZM135 263V262H134ZM133 263V264H134ZM139 263V262H138ZM145 263H147V262H145ZM157 262H156V260H155V264H156ZM170 264V263H167V262H162V264ZM200 263V264H201ZM0 264H2L1 262H0ZM6 264V263H5ZM8 264V263H7ZM20 264V263H19ZM29 264V263H28ZM31 264V263H30ZM34 264V263H33ZM45 264V263H44ZM46 264H47V261H46ZM60 264V263H59ZM114 264V263H113ZM115 264H117V263H115ZM119 264V263H118ZM120 264H121V262H120ZM128 264H132V263H128ZM147 264H150V263H147ZM153 264V263H152ZM191 264V263H190ZM221 264V263H220ZM225 264H227V262L225 263Z\"/></svg>","mask_w":264,"mask_h":264},{"label":"clouds","instance_id":"clouds-1","mask_svg":"<svg viewBox=\"0 0 264 264\" xmlns=\"http://www.w3.org/2000/svg\"><path fill=\"white\" fill-rule=\"evenodd\" d=\"M232 255L235 257L233 264H264V246L258 237H249L247 247L233 249Z\"/></svg>","mask_w":264,"mask_h":264}]
</instances>
